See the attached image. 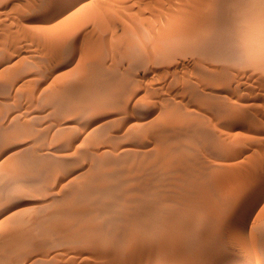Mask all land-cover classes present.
Wrapping results in <instances>:
<instances>
[{
	"label": "rangeland",
	"instance_id": "obj_1",
	"mask_svg": "<svg viewBox=\"0 0 264 264\" xmlns=\"http://www.w3.org/2000/svg\"><path fill=\"white\" fill-rule=\"evenodd\" d=\"M63 0H0V178L3 179L1 180L0 179V219H1V223H0V228H2L0 230V250L4 247H7V249H10V245L11 243L13 245H15L17 247V245H19L17 242L19 239V241L21 242L22 240H24L25 238H27L26 240H31L33 242V245L31 247H34L31 248L28 246V249L31 248L30 250L31 251H37L39 252L41 249V251L39 253H42L43 250L44 252L42 253L44 256L46 255L47 258H50L52 260V262L50 264H60L61 262H64V263H61V264H113V262L109 263V262H106L105 260H103V258L101 256H105L106 254H104V252L106 253V251L104 250H100L99 248V253H98V249L95 250L97 251L96 253L94 251H91L89 249H87L88 251H86V254H85V251L86 250V246L85 247H81L80 245L78 247L76 243H74L73 241L71 242H66V243H62L63 241V236H76L77 235H81L84 234V231L82 230H77L76 227H70L68 228V226L66 225H62L63 221L64 223L69 220V216L71 215H68L67 213V209L71 208L72 209V213H74L73 211L75 210L76 211H79V209H83L82 207H84L86 205V203L88 201H91L92 200L94 202H98V201H103L107 198L104 199V196L106 197V193H102V196L97 193L95 194L94 191L90 190L87 186L88 182L89 183H92L93 181H95V179L92 178V171L93 169L91 170V168H94L95 166V163H96V160H98L102 157H108L109 155L106 154V152L108 154H110L111 156H117L119 158H125L126 160L128 159H135V156L137 158V156L139 155H146V154H150L151 151L154 153V151L157 152L158 150V146L159 145H156L155 141L157 142V140H153L152 136H150L149 133L145 132V133H141V132H144V130H146L147 128H149L148 126H152V124H157L158 123H162L161 120L163 121L165 119V115L168 116V114H170L169 112H167L168 108L170 106L168 105H171L173 104L172 106L174 107V105L177 103L176 101L178 100V103L179 101L183 98V102L181 100V103L182 105L180 106L179 109H181L183 112L185 111L186 114L189 113V114H192L190 112H192L194 109V112L195 114L198 113L197 116L199 117H202L204 116L205 120H207L205 122V120L202 118H199L201 120H204L202 121L204 126L206 125L205 123H209V131L211 130V133L213 134L214 136V139L217 140V142H213V140L211 141V143H205L203 141H201V139L198 140V142L196 141L195 142V145L194 143L192 145H190L189 147V151H185L189 154V152H193L192 154L190 155H193L194 157H197L200 159V160H203L204 158H208V159H204L206 161L202 162L204 163L205 165H207L206 167V170L208 172V174L210 176H212V178L210 177L211 180H209L210 182L213 181L212 185H214V183L216 182V186L217 188L219 187V189L221 190L220 194L223 193V194H219V198H217V201L219 203V205H217L216 203H214L216 206H214L213 203H210L209 205L206 206L205 210H203V216H204V219L208 218L207 216H209L210 214H212L213 212L216 211V209L220 208V206L222 205V210L220 209V213H219V218H222L224 214V217L225 215H229L230 214V218H232V224L230 227L226 228L224 230V234H223V243L224 245H221L220 248H218L217 252L218 254H220L221 252L225 253V255H228L229 256V263L231 264H263L260 259H259V248L256 246V243H255V234H256V228L260 225L259 223H262L264 221V186L261 185V187L259 188V190L257 191L258 194L256 193V196L254 197V199H251V201H249L248 205L246 208H244L243 210L241 209V214L242 215H239V216H236L234 213L236 211V203H233L231 202V199L232 198H235L236 196H238L239 192L242 193V198L247 195L248 191L255 185V183H258L259 181L258 180H261L260 178H262V176H260L261 172H257L254 174V171L258 168H262L264 169V67H262L264 64V40H261L260 45L261 47L258 49L259 52L257 51L256 53L253 52V54H250L251 55H248V57L244 56V57H241L242 59L246 58V60H242L240 59V57L237 56V54L235 53L234 57L237 56V58H234L233 57V53L230 52V51H234L233 49H231L232 47H229L230 51V55H228L229 53L227 52V54H223V56L221 55L220 58L219 57H214L212 58V56H210L209 58L206 56V55H203L202 56V53L201 54H197L200 58H198V56H196V54H193L192 52L191 53H185V54H177L175 56H171L169 58H166V59H162V60H155L153 59L152 61V51L155 50V40L154 38L151 36V34L154 33H159L163 28L165 27L166 28V25H172L174 24V21L175 19L173 17H171L172 14H174L180 7V5H182V8L184 6V4L186 5V1L185 0H175L172 2L176 3V4H173L171 3L170 0H161V3H162V7L160 6V4H158L160 2V0H64L63 3L61 2ZM73 1V2H72ZM76 1V2H75ZM79 1V2H78ZM89 1V2H88ZM91 1V3H90ZM157 5H156V3ZM168 1V2H167ZM181 1V4L179 5ZM182 1L184 4H182ZM231 1V2H230ZM235 1V2H233ZM241 3H239V2ZM245 1L243 4L242 2ZM250 0H237V3H236V0H228V2L226 3L227 5H222L221 7H219V12L220 10H222L220 13H223V15L220 17L222 18L221 21L220 18L219 19H216L218 21H214L213 23H215L214 25V28H218V29H215V30H219L218 32L220 34H215V38L211 40L210 38V41L208 39V41H205V43H202L203 45H201L202 47H211V48H225L226 46H233V44L231 42H233L236 38H233L235 37V35L233 36L234 32L237 31V33L240 35H251V31L248 30L249 28H253L251 29L252 31L255 30V27L256 26H259L261 27L260 25H264V12H260L262 11V8L264 6V0H260L262 1L263 3V6H262V3L261 2H258L259 0H255L257 3H261L260 6H258V4L256 3H253L251 1H254V0H251V4L253 3L254 6L256 5L257 7H254L252 6L251 4H249ZM254 1V2H255ZM88 2V3H87ZM171 4H170V3ZM233 2V3H232ZM248 2V3H247ZM81 3V4H80ZM83 3V4H82ZM153 3V5L151 6V4ZM155 3V4H154ZM167 3V4H166ZM85 4V5H84ZM87 4V5H86ZM169 4V5H168ZM173 4V5H172ZM233 4V5H232ZM243 5V6H247L246 4H249L246 9H252L255 8L253 11L252 10H246L243 6H241V9L239 8L240 5ZM245 4V5H244ZM81 5V6H80ZM167 5V6H166ZM230 5V6H228ZM232 5V6H231ZM239 8L241 10V13L239 15V17H241L242 19H239L242 20L241 22L239 21V19L235 18L237 21H239L238 24L237 21L232 18L234 17L235 13L238 15V11L236 9V7ZM40 6V7H39ZM45 6V7H44ZM51 6V7H50ZM77 6V7H76ZM81 8H80V7ZM160 6V7H159ZM171 6V7H170ZM175 6V7H174ZM177 6V7H176ZM223 6H227L226 8L223 7ZM79 7V12L77 13L76 11V18H77V21L76 19L74 20V25L72 26L73 23H69V20L72 21L73 19V12H74V8L75 10L78 9ZM94 7V8H93ZM97 7V8H96ZM150 7L152 9H150ZM160 9H159V8ZM168 7V9H167ZM174 7V8H173ZM231 7V9H230ZM235 7V8H234ZM244 11H248L249 13L252 14V17H251V14L250 16H247L249 17L248 20H245V16L246 15H249V13H246L244 11H242L243 9ZM250 7V8H248ZM39 8V9H38ZM91 8V10H90ZM100 8V9H99ZM157 8V9H156ZM222 8H225V11L222 9ZM41 9V10H40ZM50 9V10H49ZM69 9V10H68ZM95 9V10H94ZM156 9V11H155ZM164 9V10H163ZM171 9V10H169ZM177 9V10H176ZM229 9V10H228ZM232 9H234L235 11H233ZM258 9V10H257ZM62 10V11H61ZM83 10L87 11V13L84 12ZM95 12H94V11ZM102 12H101V11ZM121 10V12L123 13H120L119 11ZM123 10V11H122ZM129 10V12H128ZM151 10V11H150ZM152 10H154V12H156L158 15L160 14V16H158L156 13H151ZM173 10H176L175 12ZM232 10V11H231ZM260 10V11H259ZM57 11V16L56 18L53 20L57 21V19H59L60 21H62V24L60 21H57L56 23H54L53 20H51V22H47L46 19L51 15V14H54L56 13ZM73 11V12H72ZM89 11V13H88ZM98 11V12H96ZM105 11V12H103ZM107 11V12H106ZM109 11L111 12V14L109 13ZM160 11V12H159ZM168 11V13H167ZM174 13H173V12ZM229 11V12H228ZM231 11V12H230ZM263 11H264V8H263ZM46 12V13H45ZM72 12V16L71 18L69 17H64V15L67 13V15H70V13ZM81 12V13H80ZM93 13L94 14H90V13ZM126 12V13H125ZM132 12V13H130ZM164 12V13H162ZM228 12V13H227ZM35 13V14H34ZM38 13V14H37ZM98 13V14H96ZM109 13V14H108ZM117 13V14H115ZM130 13V14H129ZM227 13V14H226ZM232 13V14H231ZM245 13V14H244ZM256 13V14H254ZM25 14V15H24ZM41 14V15H40ZM79 14V15H78ZM80 14H83L81 17H80ZM87 14V15H86ZM122 14V15H121ZM127 14V15H126ZM132 14V15H131ZM166 14V15H165ZM230 14V15H229ZM256 16H254V15ZM260 14V15H259ZM93 15H98L100 17V21H99V18L98 16H93ZM106 15H110L112 17V19H110L111 17L108 18V16ZM114 15V16H113ZM118 15V16H117ZM124 15V16H123ZM130 15V16H129ZM170 15V17H168ZM225 15V16H224ZM226 15L228 17H226ZM242 15V16H241ZM245 15V16H244ZM75 16V15H74ZM102 16V17H101ZM118 19L116 20L117 17ZM129 16V17H128ZM136 16V17H135ZM153 16V17H152ZM155 16V17H154ZM160 17V19L158 17ZM236 16V15H235ZM244 16V17H243ZM58 17V18H57ZM60 17H64V19H60ZM92 19H91V18ZM97 18L96 20H94L95 18ZM108 18V20L110 19L109 21L106 20V18ZM128 17V20L125 19ZM132 17H135L136 19H133ZM158 19H157V18ZM168 17V18H166ZM181 17V16H180ZM255 17V18H254ZM258 17V18H257ZM67 18V20H66ZM75 18V17H74ZM80 18V19H78ZM85 18V20L83 19ZM124 20H122V19ZM155 18V19H153ZM173 18V19H172ZM181 18H184L183 16ZM181 18L179 20H181ZM224 18H226L224 20ZM232 18V19H231ZM39 19V20H38ZM84 21H82V20ZM89 19V20H88ZM103 19V22H101ZM105 19V20H104ZM120 19V20H119ZM132 19V21H131ZM140 19V20H139ZM162 19V20H161ZM168 19V20H167ZM229 19V20H228ZM235 21H234V20ZM254 19V21L252 20ZM257 19V20H256ZM263 21H262V20ZM91 20V21H90ZM119 20V22H118ZM130 20V22L132 23H129L128 21ZM135 20V21H134ZM152 20V21H150ZM161 20V21H159ZM258 20H260L262 23H260V21L258 22ZM65 21V22H64ZM83 22L84 25L86 27L82 28V25L83 23H79V22ZM87 21V22H86ZM97 23V24H95ZM99 21V22H97ZM106 21V23H105ZM115 21V22H113ZM128 23H127V22ZM148 21V23H147ZM157 21V23H156ZM165 21V22H164ZM224 21V22H222ZM233 21V22H232ZM253 21V22H252ZM53 22V23H52ZM68 22V23H67ZM90 22V23H89ZM93 22V23H91ZM110 22V23H108ZM117 22V24H115ZM121 22H125V25L122 23L121 25ZM139 22V23H138ZM152 22V24H151ZM159 22V23H158ZM161 22V23H160ZM164 24H163V23ZM230 22V23H229ZM236 22V24L234 23ZM260 24H258V23ZM42 23V24H41ZM65 23V24H63ZM77 23V24H76ZM99 23V24H98ZM107 24V31L106 30H103V29H106V26H104L105 28H102V24ZM113 23V25H112ZM120 23V24H118ZM135 23V24H134ZM136 23L138 25H136ZM145 23V24H144ZM154 23V25H153ZM156 23V24H155ZM176 23V22H175ZM223 23H225L223 25ZM229 23V24H228ZM252 23V24H251ZM257 23V25H255ZM38 24V26H37ZM49 24V25H48ZM56 25L57 27L60 25V28L58 27V29L56 28V26L54 27V25ZM71 24V25H70ZM75 24L76 26L78 27L79 25V28H77L78 30L75 31ZM82 24V25H80ZM88 24V25H87ZM103 24V25H104ZM110 24V25H109ZM129 24V25H128ZM149 24V25H148ZM161 24V25H160ZM248 24V25H247ZM83 25V26H84ZM96 25V26H95ZM115 25V26H114ZM129 27H128V26ZM140 25V26H139ZM158 25V26H157ZM218 25V26H217ZM222 25V26H220ZM232 25V27H231ZM235 25H236V29H235ZM241 25V26H240ZM46 26V27H45ZM49 26V27H47ZM70 26V27H69ZM81 26V27H80ZM91 26V27H90ZM101 26V27H100ZM111 27L112 28V32L114 30V34L118 36H121L123 38V40L121 39L122 43L120 44L122 47H119L120 45H117V51H116V47H115V44L118 43L120 41V37L116 40H114L115 38H117L112 32H111V29L108 28ZM122 26V27H120ZM128 27V28H125V27ZM144 26V27H143ZM146 26V27H145ZM225 26V27H224ZM37 27V28H36ZM51 27V29H50ZM54 27V28H53ZM73 27V28H72ZM114 27L116 28V30L114 29ZM139 29V27L141 28L139 31L138 30H135V29ZM249 27V28H248ZM35 28V29H34ZM47 28V30H46ZM49 28V29H48ZM119 28V30H118ZM122 28V30L124 31H120V29ZM125 28V29H124ZM131 28V29H130ZM144 28V29H143ZM164 28V29H165ZM227 28L229 30H227ZM258 27H256L257 29ZM264 29V26L261 27ZM261 28H259L258 30L253 31L252 32V35L253 34H257L258 32L262 31ZM38 29V30H37ZM44 29V30H43ZM57 30V32H55ZM62 29V30H60ZM65 29V30H64ZM67 29V30H66ZM99 32H98V30ZM127 29V31H125ZM131 31H130V30ZM134 29V30H132ZM146 29L149 31L147 32ZM155 29V30H154ZM159 29V30H158ZM222 29V30H221ZM225 29V30H224ZM230 29H233L231 30V32H233V34H230L231 36H227L229 35L228 32H230ZM235 29V31H234ZM60 30V35L57 36L58 32ZM131 33L127 34V32ZM227 30V31H226ZM244 30V32H243ZM248 30L250 31L249 33H245V31ZM64 31H66V33H64ZM78 31V32H77ZM96 33H94V32ZM102 31V33L100 32ZM106 34H105V32ZM144 31H146V33H149V35H147L146 33H144ZM151 31V33H150ZM157 31V32H156ZM41 32V33H40ZM69 32V33H68ZM77 32V33H76ZM117 32V33H116ZM120 32V33H119ZM128 32V33H129ZM141 32H143L141 34ZM221 32H223L221 35ZM226 34H225V33ZM255 32V33H254ZM57 33V34H56ZM74 33V35H73ZM97 33H100V35H98ZM120 35H119V34ZM135 33L137 36H135ZM138 33V34H137ZM212 33V31L210 32ZM262 33V39H264V30ZM66 34V35H65ZM99 37H97L96 36ZM121 34H124V35H121ZM126 34V35H125ZM134 34V36L132 37V35ZM46 35V36H45ZM67 36L69 35L67 38L64 37V36ZM73 35V37H72ZM110 37H109V36ZM114 35V37H112ZM140 35V36H139ZM141 35L143 37H141ZM147 37H146V36ZM155 35V34H154ZM211 35V34H210ZM238 35V36H239ZM48 36V37H47ZM59 36H61L60 38H58ZM82 36H84L83 38H81ZM94 37L96 38L94 40V38H91V37ZM102 36V37H101ZM131 36V38H130ZM141 37V40H138ZM145 36V37H144ZM225 36L226 38V42L225 39H223ZM233 36V37H232ZM238 36L236 35V37L238 38ZM108 38L107 41L105 38ZM136 37V38H135ZM221 37V38H220ZM229 37V39H228ZM232 37V38H230ZM43 38V39H42ZM58 38V39H57ZM79 38V39H78ZM85 38V39H84ZM88 38V39H87ZM90 38V39H89ZM110 38H114L113 40L110 39ZM126 38V39H125ZM135 39L132 43H130V41L132 39ZM143 38H147V39H143ZM218 38V39H217ZM248 37H246L247 39ZM252 38V36H251ZM250 38V40H251ZM83 39V40H82ZM87 39V40H86ZM101 39V40H100ZM232 39V40H231ZM245 39V40H246ZM249 39V38H248ZM61 40V41H60ZM63 40V41H62ZM69 40V41H68ZM72 42H71V41ZM86 40V41H85ZM93 40V41H92ZM105 40V42H103ZM111 40V41H110ZM125 40V41H124ZM130 40V41H129ZM151 40V41H150ZM219 40V41H218ZM230 40V41H229ZM49 41V42H48ZM66 41V42H65ZM85 41V43H84ZM116 43H115V42ZM128 41V43H127ZM139 41V43H137ZM146 41V42H145ZM218 41V42H217ZM223 42V43H220V42ZM64 42V44H63ZM68 42V43H67ZM114 42V43H112ZM144 42V43H143ZM150 42V43H149ZM181 42V43H180ZM186 42V44H185ZM213 42V44H211ZM228 42V43H227ZM235 42V41H234ZM252 42V40L250 41ZM249 40L248 41H245V43H250ZM62 43V44H61ZM72 43V44H71ZM76 43V44H75ZM88 43V44H87ZM120 43V42H119ZM126 43V45H125ZM135 43V44H134ZM178 43H180V45L183 43L185 45H187V39L186 41H184V39H181ZM208 43L210 44L208 46ZM230 43L232 45H230ZM241 43V42H240ZM87 46H85V45ZM92 44V45H91ZM108 44V45H107ZM129 44H132L133 46H137L139 50H141L142 52L138 53V56L137 55H131L129 54V51H127V45L129 46ZM149 44V45H148ZM216 44V45H215ZM218 44V45H217ZM220 44V45H219ZM221 44H223L221 46ZM228 44V45H227ZM252 44V43H251ZM68 45V46H67ZM71 45V46H70ZM110 45V46H109ZM181 45V46H182ZM49 46V47H48ZM63 46V47H62ZM85 46V48H84ZM89 46V47H88ZM213 46V47H212ZM216 46V47H215ZM220 46V47H219ZM68 47V48H67ZM71 47V48H70ZM92 47V48H91ZM95 47V49L93 48ZM99 47V48H98ZM101 47V48H100ZM109 47H112V48H109ZM124 47V48H123ZM141 47V49H140ZM148 47V48H147ZM150 47V48H149ZM153 47V48H152ZM88 48V49H86ZM90 48L93 50L90 51ZM146 48V49H145ZM216 48V49H217ZM67 49H70L69 52L70 53H67L66 50ZM97 49V50H96ZM108 49V50H107ZM114 49V50H113ZM126 50V52L124 50ZM144 51H143V50ZM227 50H229L227 47H226ZM74 50V51H73ZM77 50V51H76ZM106 50V53L108 54V51H112V57H111V53L109 52V55H107L105 52ZM262 50V51H261ZM96 51V52H95ZM101 51V52H99ZM114 51V52H113ZM121 51V52H120ZM123 51V52H122ZM75 52V53H73ZM81 52V53H80ZM103 52V53H102ZM147 52V53H146ZM83 53V54H82ZM92 53V54H91ZM97 55H96V54ZM102 53V54H101ZM105 53V54H104ZM115 56H114V54ZM122 53V54H121ZM124 53V54H123ZM263 53V54H262ZM22 54V55H21ZM71 54V55H70ZM118 54V55H116ZM120 54V55H119ZM146 54V55H144ZM150 54V55H149ZM188 54V55H186ZM194 56H193V55ZM78 55V56H77ZM84 55V56H82ZM100 55V58H101V55L103 56L101 59H103L104 61H102L100 58H98V56ZM105 55V57H104ZM129 55V56H127ZM149 55V56H148ZM183 55V56H182ZM201 55V56H200ZM227 55V56H226ZM52 56V58H51ZM87 56V57H86ZM89 56H93L91 58H89ZM117 56V57H116ZM131 56H136V57H139V58H136V57H131ZM177 56V57H176ZM188 56V57H187ZM192 56V57H190ZM229 56V58H228ZM232 56V57H231ZM252 56V58H251ZM54 57V58H53ZM98 60H97V58ZM107 57V58H106ZM114 57V58H113ZM116 57V58H115ZM127 61H125L123 58ZM130 57V58H128ZM181 57V58H180ZM190 57V58H189ZM195 57V58H194ZM224 57V58H222ZM227 57V58H226ZM58 58V59H57ZM84 58L86 60H84ZM95 58V60L93 59ZM105 58V59H104ZM121 58V59H120ZM151 58V59H150ZM180 58V59H179ZM183 58H186V59H183ZM212 58V59H211ZM61 59V60H60ZM118 59H120L119 61H117ZM132 59V60H131ZM133 59H136V60H141V62L139 61H134ZM168 59H172L170 62L171 64H169V60ZM200 59V60H199ZM209 59V60H207ZM216 59V60H215ZM230 60L231 63H229L227 60ZM236 61H235V60ZM248 59V60H247ZM252 59V60H251ZM255 59V60H254ZM57 60V61H56ZM60 60V61H59ZM69 60V61H68ZM80 60V61H79ZM84 60V61H83ZM90 60V61H89ZM112 61V64H114V66L116 67H113V65H111L110 61ZM130 60V61H129ZM147 60V61H146ZM166 60V61H165ZM179 60V61H177ZM196 62H195V61ZM219 60V61H217ZM224 60V61H223ZM226 60V61H225ZM241 61L239 63V61ZM259 60V61H258ZM263 60V61H262ZM89 61V62H88ZM93 61V63H92ZM134 61V62H132ZM151 61V62H150ZM192 61V62H190ZM201 61V62H200ZM203 61V62H202ZM209 61V62H208ZM214 61V63H213ZM222 64H221V62ZM237 62L235 64V62ZM245 61V62H244ZM256 61V62H255ZM57 64H56V63ZM59 62V63H58ZM70 62V63H69ZM85 62V63H84ZM87 62V63H86ZM97 64H96V63ZM101 62V63H100ZM115 62V63H114ZM124 62V63H122ZM131 62V63H130ZM136 62V63H135ZM146 62V64L144 63ZM150 62V63H149ZM156 62V63H155ZM195 62V63H194ZM227 62V63H226ZM243 62V63H242ZM251 62H252V65H251ZM254 62V63H253ZM83 63V64H82ZM105 65H104V64ZM134 63V64H133ZM207 63V64H206ZM211 63V64H210ZM213 63V64H212ZM218 65H216V64ZM81 64L80 67H78L79 65ZM95 64V66H94ZM109 64L111 66H109ZM127 64V65H126ZM129 64V65H128ZM132 64V65H131ZM136 64L139 66H136ZM145 64V65H144ZM199 64V66H198ZM203 65V68L201 65ZM228 64V65H227ZM238 64V65H237ZM48 65V66H47ZM73 67H72V66ZM107 65V66H106ZM119 65V66H118ZM121 65H123L121 67ZM144 67H143V66ZM151 65V66H150ZM153 65V66H152ZM163 65V66H162ZM222 65V66H220ZM225 65V66H224ZM242 67H241V66ZM256 65V66H255ZM259 65V66H258ZM262 65V66H261ZM54 66V67H53ZM84 66V68H83ZM91 66V67H90ZM94 66V67H92ZM106 66V67H105ZM135 68H134V67ZM205 66V68H204ZM220 66V67H219ZM229 66V67H228ZM233 66V67H231ZM255 66V67H254ZM70 67V68H69ZM87 67V68H85ZM97 67V68H96ZM113 67V68H112ZM121 67V68H119ZM125 67V68H124ZM133 67V68H132ZM144 68L146 69V71L143 69H140V68ZM224 67L226 69H228L229 71V74H227V82H229V84L227 85V82H221L222 83V87H223V84H225L227 88H220L221 86V83L219 84V86H214L212 84H209V85H212V86H208V83H215L217 82L216 84L218 85V81H215L213 82V76L216 77L218 76L219 74H221V70H225ZM254 67V68H252ZM258 67V69H257ZM105 68H108V69H105ZM112 68V69H111ZM115 68V69H114ZM131 68V69H130ZM137 68V69H136ZM165 68V69H164ZM195 68V69H193ZM197 68L201 69L202 68V71L204 69V71L202 72L203 75H205V73L207 74V71L211 74H213V76L211 74L208 73L207 77L206 76H203L204 79L206 80V78L208 77H211L212 79H209L210 82L207 83V81L209 80H206V84L204 83V81H202L203 79L198 77V75L196 74L197 72ZM210 68V69H208ZM221 68V69H220ZM238 68V70H237ZM243 70H241V69ZM247 68V69H246ZM251 71H250V69ZM69 69V70H68ZM72 69V70H71ZM74 69V70H73ZM98 69H102L101 71L98 70ZM207 69V71L205 70ZM213 69V70H212ZM215 69V70H214ZM260 69V70H259ZM71 70V71H70ZM104 70V71H103ZM106 70H111L109 72H112L114 71L113 73L116 75V79L114 82L116 83H113L112 85V90H120V88L123 87V84H124V80L127 79L128 77V80L131 82H129V84L131 85H128L127 86V89H125L124 92L121 93L120 97H117L115 98L117 101H114L112 99V105L109 104L111 101H106L108 99H110L111 97V94L109 93V91L105 92L106 93V96H104V92H100L99 90H101V88H103V86H106L104 85L103 83V86L101 87L100 84L102 81V73L103 72H106ZM125 70V71H124ZM128 70V71H127ZM131 70V71H130ZM167 70V71H165ZM196 70V71H195ZM213 73H212V71ZM238 72H237V71ZM253 70V71H252ZM60 71H65L64 73L60 72ZM165 71V72H164ZM74 72V74L72 73ZM133 72V73H132ZM155 72V73H154ZM163 72V73H162ZM205 72V73H204ZM214 72L218 73L219 74H214ZM64 74L63 75H61ZM72 73V74H71ZM77 73V74H76ZM125 73V74H124ZM131 75H130V74ZM154 73V74H153ZM158 73V74H157ZM194 73V75L192 74ZM201 73V74H202ZM233 74V77H232V74ZM246 73V74H245ZM250 75H249V74ZM60 74V75H59ZM122 74V75H121ZM124 74V76H123ZM134 74V75H133ZM153 74V75H152ZM156 74V75H155ZM172 76H171V75ZM197 76H196V75ZM243 74V76H242ZM68 75V77H67ZM71 75H74V76H71ZM184 75L186 77H184ZM211 75V76H209ZM62 76V77H60ZM76 76V77H75ZM81 76V77H80ZM165 76V77H164ZM178 78H177V77ZM189 76V77H188ZM201 76V75H200ZM232 78H231V77ZM239 76V77H238ZM65 80H63L64 78ZM92 79H91V78ZM124 77V78H123ZM172 77V78H171ZM174 77V78H173ZM182 77V78H181ZM202 77V76H201ZM206 77V78H205ZM69 78V79H68ZM71 78V79H70ZM74 78V79H73ZM77 78V79H76ZM87 78H90L92 81L88 80ZM133 78V79H132ZM136 78V79H135ZM185 78V79H184ZM197 78V79H196ZM202 80H200V79ZM229 78V79H228ZM70 81V83L67 81ZM82 79V80H81ZM86 79V80H85ZM94 79V80H93ZM101 81H100V80ZM119 79V80H118ZM183 79V80H182ZM195 79V80H194ZM198 79L201 83L198 82ZM59 80H62V81H59ZM73 80V81H72ZM81 80V81H79ZM85 83H84V81ZM90 82H88V81ZM96 80H97V83H96ZM135 80V82H133ZM137 80V81H136ZM175 80V81H174ZM188 80H191V81H188ZM197 80V81H196ZM213 80V81H211ZM66 81L69 83H66ZM88 83H87V82ZM100 81V82H99ZM174 81V82H173ZM188 81V82H187ZM195 82L196 83L193 85L195 88L197 87L199 90L203 91V92H208L210 93V97L211 99H217V97H225V98H222V100H225L227 101V103L231 102L232 100V104H229V106H234L233 105V100L235 102H238V104L234 103L236 106L234 107H237V106H242L240 105L241 103H247L249 104L248 106H246L244 103L243 105L245 106V108L247 109L246 111H248V114L250 115L248 120H242L241 118L239 117H228V119H223V121H220L218 120V118H220L218 113H212L211 111L209 110H206L205 111V108L204 107H200V104L199 105H196V103H201L200 101H194L192 100L191 98L189 99L188 97L186 98V94H185V88H187V83H190L191 82V85L193 84L192 82ZM235 81V82H234ZM240 81V82H239ZM59 82H62V83H59ZM95 84H94V83ZM169 82V83H168ZM173 82V83H172ZM180 82V83H179ZM183 82V83H182ZM77 83V84H76ZM82 83V84H81ZM87 83V85H86ZM123 83V84H122ZM134 83V84H133ZM139 83V84H138ZM176 83V84H175ZM199 83V84H198ZM204 83V84H203ZM233 83V84H232ZM242 83V84H241ZM66 84V85H65ZM74 84V85H73ZM92 84V85H91ZM98 84V85H97ZM138 84V85H137ZM169 84H171L169 86ZM187 84V85H186ZM203 84V85H201ZM237 84V86H236ZM64 85L65 87L68 85L69 86V89L68 87H64L62 86ZM76 85V86H75ZM80 85V86H79ZM82 85V86H81ZM117 85V86H116ZM119 85V86H118ZM122 85V86H120ZM135 85V87L133 86ZM140 85V86H139ZM142 85V86H141ZM144 85V86H143ZM168 85V86H167ZM181 85V86H180ZM62 88H61V87ZM73 86V87H72ZM79 86V87H78ZM100 86L99 89H97L98 87ZM109 86V85H108ZM132 86V87H131ZM137 86L139 88H137ZM155 86V88H154ZM158 86V87H157ZM173 86V87H172ZM205 86V87H204ZM232 86V87H231ZM56 87V88H55ZM64 87V92L62 91ZM75 87V88H74ZM77 87V88H76ZM96 87V88H95ZM130 87V88H129ZM141 87V88H140ZM177 87V88H176ZM214 87V88H212ZM244 87V88H243ZM79 88V89H78ZM87 88V89H85ZM95 88V89H94ZM166 88V89H165ZM184 88V90H183ZM217 90H216V89ZM219 88V89H218ZM233 88V89H232ZM51 89H54L51 90ZM61 91H60V90ZM66 89V90H65ZM83 89V90H82ZM94 89V90H93ZM134 89V92L133 90ZM168 89V90H167ZM210 89V90H208ZM213 89V90H212ZM68 90V92H67ZM85 90V91H84ZM94 92H93V91ZM153 90V92H152ZM157 90V91H156ZM179 90V91H178ZM215 90H216V94H215ZM52 91V92H51ZM56 91V92H55ZM71 91V92H70ZM81 92V94L79 95V93ZM84 91V92H83ZM98 93H97V92ZM136 91V92H135ZM138 91V92H137ZM163 91L167 92V93H164ZM221 91V92H219ZM224 91V92H222ZM227 91V92H226ZM55 95H54V93ZM70 92V93H69ZM92 94H91V93ZM102 93V97L101 94ZM127 92V93H126ZM133 92V93H131ZM160 92V94H159ZM177 92V93H176ZM205 92V93H206ZM234 92V93H233ZM241 95H240V93ZM67 93V94H66ZM74 93V94H73ZM87 93V94H86ZM97 95H95V94ZM104 93V94H103ZM125 93V95H124ZM129 93V94H128ZM136 93V94H135ZM176 93V94H175ZM215 94L214 97L212 96V94ZM223 93L225 95L221 96L219 95ZM237 93V94H236ZM83 94V95H82ZM108 94L110 96H108ZM133 94V96L131 95ZM175 94V95H174ZM244 94V95H243ZM46 95V96H45ZM95 95V97H94ZM124 95V96H123ZM226 95H227V98L229 97V99L226 98ZM230 95V96H229ZM239 95V96H238ZM54 96V97H53ZM72 96V97H71ZM155 96V97H154ZM174 96V98H173ZM183 96V97H182ZM234 97L232 99V97ZM236 96V97H235ZM63 97V98H62ZM67 97V98H66ZM98 97V98H97ZM172 97V98H171ZM181 97V98H180ZM45 98V99H44ZM53 98V99H52ZM59 98V99H58ZM70 98V99H69ZM79 98V99H78ZM88 98V99H87ZM101 98V99H100ZM106 99L104 101H106L105 103H103L104 101L102 99ZM123 98V99H122ZM128 98V99H127ZM218 98V100L221 101V99ZM237 98V99H236ZM50 99V100H49ZM72 99V100H71ZM74 99V100H73ZM92 99V100H91ZM96 99V100H95ZM98 99V100H97ZM100 99V100H99ZM135 99V100H134ZM176 101H175V100ZM189 101L187 102L186 101ZM240 99V100H239ZM242 99V100H241ZM52 100V102H51ZM57 100V101H56ZM78 100V101H77ZM91 100V101H90ZM156 100V101H155ZM159 100V101H158ZM166 100V101H165ZM168 100V102H167ZM244 100V101H243ZM247 100V101H246ZM56 101V102H55ZM83 101V102H82ZM96 101V102H95ZM98 101V102H97ZM114 101V102H113ZM121 101V102H120ZM135 101V102H134ZM154 103H153V102ZM162 101V102H161ZM165 101V102H163ZM173 101V102H172ZM194 101V103H193ZM215 102H217L216 100H214ZM229 101V102H228ZM241 103H240V102ZM59 104H58V103ZM63 102V103H62ZM75 102V103H74ZM85 102V103H84ZM91 102V103H89ZM94 104H93V103ZM133 102L135 103V105L133 104ZM159 102V104H158ZM176 102V103H175ZM224 102V101H223ZM56 103V105H55ZM74 103V104H73ZM81 103V104H80ZM90 105H89V104ZM109 105H108V104ZM115 103H118V104H115ZM123 105H120L122 104ZM127 105H126V104ZM139 103V104H138ZM165 103V104H164ZM168 103V104H167ZM175 103V104H174ZM188 103V104H187ZM218 103V102H217ZM256 103V104H255ZM54 104V105H53ZM62 104V105H61ZM86 104V105H85ZM103 104H106V105H103ZM138 104V105H137ZM167 104V105H166ZM66 108H64L63 107ZM70 107H68V106ZM71 105V106H70ZM83 105H84V108H83ZM114 105H115V108H114ZM125 105V106H124ZM156 107H155V106ZM186 105V106H185ZM228 105V104H227ZM86 106H87V109H86ZM98 106V107H97ZM104 106V107H103ZM108 106V107H107ZM111 106V108H110ZM113 106V108H112ZM127 106V107H126ZM136 106V107H135ZM141 106V107H140ZM167 106V107H166ZM228 106V107H229ZM242 106V107H244ZM80 107V108H79ZM126 107V109H125ZM140 107V108H139ZM145 107V108H143ZM147 107V108H146ZM79 108V110H78ZM93 108V109H92ZM98 110H97V109ZM100 108V109H99ZM131 108V109H130ZM134 108V110H133ZM143 108V109H142ZM199 108V109H198ZM238 108V107H237ZM59 109V110H58ZM63 109V110H62ZM103 109V111H102ZM107 109V110H105ZM111 109V110H109ZM162 109L166 110V111H161ZM170 109V108H169ZM190 109V110H189ZM191 109H193L191 111ZM56 110V111H55ZM66 110V111H65ZM76 110V111H75ZM82 110H84L82 112ZM90 110V111H89ZM95 110V111H93ZM140 110V111H139ZM160 110V111H159ZM187 110V111H186ZM200 110V111H199ZM70 111V113L68 112ZM73 111V112H72ZM170 111V110H168ZM195 111H198L197 113ZM202 111V112H201ZM209 111V112H208ZM56 114H55V113ZM57 112H59V114H57ZM144 112V113H143ZM158 112V113H157ZM160 112V113H159ZM211 112V113H210ZM76 113V114H75ZM86 113V114H84ZM201 113V114H200ZM17 114V115H15ZM157 114V115H155ZM160 114V116H159ZM213 114V115H212ZM217 114V115H216ZM8 115V116H7ZM15 115V116H13ZM86 117H83L85 116ZM120 115V116H119ZM202 115V116H201ZM215 115V116H214ZM219 115V116H218ZM252 115V117H251ZM152 118H151V117ZM154 116V117H153ZM162 116V117H161ZM207 116V117H206ZM3 117V118H2ZM11 117V118H9ZM14 117V118H12ZM123 117V118H122ZM140 117V118H139ZM156 117V118H155ZM195 117V116H194ZM212 117V118H211ZM216 117V118H214ZM2 118V119H1ZM119 118V119H118ZM4 119V120H3ZM11 119V120H10ZM148 119H150L148 121ZM217 119V120H216ZM222 119V118H221ZM258 119V123L257 120ZM3 120V121H1ZM84 120V121H83ZM102 120V121H101ZM147 120V121H146ZM153 120V121H152ZM155 120V121H154ZM215 120V122H214ZM242 120V121H241ZM118 121V122H117ZM139 121V123H138ZM220 123H219V122ZM249 121V123H248ZM254 121V122H253ZM21 124H20V123ZM84 122V123H83ZM101 122V123H100ZM120 122V123H119ZM129 122V123H128ZM156 122V123H154ZM205 122V123H204ZM211 122V123H210ZM218 122V123H217ZM223 122V124H222ZM232 122V123H231ZM132 123H136L135 125L133 124V126L131 125ZM139 125H138V124ZM226 123V124H225ZM254 123L257 125H254ZM15 124V125H14ZM19 124V126H18ZM24 124V126H23ZM27 124V126H26ZM141 124V126H140ZM142 124H143V129L144 130H141L142 128ZM188 124V123H187ZM184 124L185 126H183V135H186V137H189L190 136H193L195 135V132H196V129L195 130H191L193 129L192 124ZM4 125V126H3ZM31 125V126H30ZM98 125V126H96ZM131 128H128V126ZM138 125L137 127H134ZM144 125L147 127H144ZM154 125V126H155ZM187 125V126H186ZM9 126H14L13 128L16 129L14 132V130L9 127ZM94 126V127H93ZM153 126V127H154ZM215 126V127H214ZM226 128H225V127ZM99 127V128H98ZM135 129H134V128ZM140 127V128H138ZM152 127V128H153ZM206 127L208 128V126L206 125ZM212 127V128H211ZM213 127L215 130H213ZM8 128V130H7ZM19 128V129H18ZM24 128V129H23ZM26 128V129H25ZM33 128V130H32ZM63 128H65L63 130ZM126 128V129H125ZM199 128V127H198ZM219 129V130H216ZM12 129V130H11ZM18 129V130H17ZM22 129V130H21ZM30 129V130H29ZM58 129V130H57ZM62 129V130H61ZM189 129V130H188ZM24 130V131H23ZM27 130L28 133H31V134H26L25 131ZM32 130V131H31ZM90 130V131H89ZM95 130V131H94ZM104 130V131H103ZM138 131L139 133V130L140 133L142 134L141 136H136L134 135V131ZM221 130V134H219V131ZM8 131H11L10 134ZM63 131V132H62ZM193 131H194V134H193ZM215 131V132H214ZM3 132V134H1ZM89 132V133H88ZM96 132V133H95ZM126 132V133H125ZM20 133V134H19ZM22 133V134H21ZM132 133V134H131ZM137 133V132H136ZM135 133V134H136ZM147 133V134H146ZM4 134L5 137L3 136ZM17 134H19L17 136ZM87 134V135H86ZM127 134V135H126ZM128 134H129V137H128ZM146 134V135H145ZM13 135V136H12ZM131 135V136H130ZM134 135V136H133ZM188 135V136H187ZM223 135V137H222ZM7 136V137H6ZM14 136H17V137H14ZM144 136V138H143ZM149 136V137H148ZM222 138H220V137ZM111 137V138H110ZM132 137V138H131ZM137 137V138H136ZM146 137V138H145ZM226 137V138H225ZM231 137V138H230ZM3 138H7V140H1ZM10 138V139H9ZM130 138V139H129ZM135 138V139H134ZM138 138H141L144 140V142H148L149 141V144L151 145V147H153V149L151 148V150H145L146 148L143 147V143L141 139H138ZM218 138V139H217ZM228 138V139H227ZM233 138V139H232ZM238 140V142H240L241 144H237L236 143V140ZM95 139V141L93 140ZM106 139V140H105ZM133 139V140H131ZM174 139V140H173ZM171 139V142H169L170 145H174V144H177V141L179 142L180 140H178V137H175ZM180 139V138H179ZM221 139V140H219ZM232 139V140H231ZM91 140V141H90ZM148 140V141H147ZM152 140V141H150ZM173 140V142H172ZM225 140V141H223ZM227 140H230V141H227ZM103 141V142H102ZM113 143H111V142ZM127 141V142H126ZM170 141V140H169ZM201 141V142H199ZM234 141V142H232ZM99 142V143H98ZM124 142V143H123ZM175 142V143H174ZM203 142V143H202ZM219 142H222V144L220 145ZM225 142V143H223ZM229 144H227V143ZM117 143V144H116ZM119 143V144H118ZM155 143V145L153 144ZM158 143V142H157ZM173 143V144H172ZM214 143H217L216 145L214 144V146H212ZM233 145H232V144ZM105 144V145H104ZM203 144V145H202ZM225 144V145H224ZM7 145V146H6ZM28 147H27V146ZM115 145V148L113 147ZM119 145V146H118ZM153 145V146H152ZM206 145H210V146H206ZM218 145V146H217ZM224 145V146H222ZM6 146V147H5ZM23 146H26V147H23ZM129 146V147H128ZM201 148H200V147ZM205 147L208 151L210 152H206L207 150L203 147ZM131 147V148H130ZM208 147L210 149H208ZM214 147L218 148L219 151L217 149H214ZM231 147V148H229ZM3 148V149H2ZM21 148H23L24 150H22ZM105 148V149H104ZM127 148V149H125ZM130 148V149H129ZM144 148V149H143ZM156 148V149H155ZM212 148V149H211ZM226 148V149H225ZM229 148V149H228ZM16 149H19V150H16ZM112 149L115 151V153L112 151ZM120 149V150H119ZM124 149V150H123ZM129 149V151H128ZM134 149V150H132ZM137 149V151L135 150ZM197 149V151L195 150ZM204 149V150H203ZM222 151H221V150ZM224 149V150H223ZM6 150V151H5ZM111 150V151H109ZM132 150V151H131ZM141 150V151H139ZM143 150H145V152H143ZM216 150V152H215ZM12 153H11V152ZM15 151V153H14ZM18 151V152H17ZM20 151V152H19ZM22 151V152H21ZM48 151V152H47ZM93 153H92V152ZM125 151V152H124ZM134 151V152H133ZM136 151V152H135ZM200 151V152H199ZM204 151V152H202ZM218 151V152H217ZM229 151V152H228ZM31 152L33 154H31ZM51 152V153H50ZM99 152V153H98ZM112 152V153H111ZM119 152V153H118ZM123 152V153H122ZM133 152V153H132ZM138 152V153H137ZM155 152V153H156ZM215 152V154H214ZM225 152V154H224ZM11 153V154H10ZM31 155H30V154ZM38 153V154H37ZM45 153V154H44ZM55 153V154H54ZM96 153V155H95ZM98 153V154H97ZM103 154V155H100V154ZM106 155H105V154ZM144 153V154H143ZM146 153V154H145ZM154 153V154H155ZM186 153V154H187ZM203 153V154H201ZM207 153V154H206ZM8 154V155H7ZM18 154V155H17ZM39 154H42V155H39ZM51 154V155H50ZM54 154V155H53ZM66 154V155H65ZM89 154V155H88ZM119 154V155H118ZM210 154V155H209ZM221 154V156H220ZM17 157H16V156ZM50 157H49V156ZM59 155V156H58ZM62 155V156H61ZM65 157H64V156ZM93 155V156H92ZM100 155V156H99ZM123 155V156H122ZM201 155V156H200ZM208 155V156H207ZM215 155V156H213ZM217 155V156H216ZM219 155V156H218ZM9 156V157H8ZM11 156V157H10ZM26 156V157H25ZM40 156V157H39ZM42 156V157H41ZM53 156V157H52ZM57 156V157H56ZM92 156V157H91ZM133 156V157H132ZM207 156V157H205ZM29 157V158H28ZM62 157V158H61ZM110 157V156H109ZM44 158V159H43ZM57 160H56V159ZM90 158V160H89ZM94 158V160L92 159ZM209 158H210V163H209ZM215 158V159H214ZM27 159V160H25ZM28 159H34V160H28ZM42 159V160H41ZM46 159V160H45ZM52 159V160H51ZM65 159V160H64ZM88 159V160H87ZM216 160L214 162V160ZM3 160V161H2ZM5 160V161H4ZM19 160V161H18ZM39 160V161H38ZM64 160V162L62 163V161ZM221 160V161H220ZM21 161V162H20ZM27 161H29V163H26ZM43 161V162H42ZM50 161V162H49ZM54 163H53V162ZM132 161V160H131ZM134 161V160H133ZM228 161V162H227ZM24 162V163H23ZM61 162V163H60ZM206 162V163H205ZM216 164H214V163ZM222 162V163H221ZM225 162V163H224ZM258 162V163H257ZM21 163V164H20ZM33 164V165H30V164ZM35 163V164H34ZM38 163V164H37ZM41 163V164H40ZM49 163V164H48ZM88 163V164H87ZM90 163V164H89ZM92 163V164H91ZM218 163H221L222 165H219ZM224 163V164H223ZM227 163V164H226ZM229 163V164H228ZM210 164V165H209ZM218 164V165H217ZM16 165V166H15ZM36 165V167H35ZM39 165H41L39 167ZM42 165H44L42 167ZM51 165H53L51 167ZM91 165V166H90ZM94 165V166H93ZM209 165V166H208ZM225 165V166H224ZM10 166V168H8ZM13 166V167H12ZM30 166V167H29ZM56 166V167H55ZM64 166V167H63ZM218 166V167H216ZM262 166V167H261ZM28 167V168H27ZM33 167V168H31ZM35 167V168H34ZM49 167V168H48ZM63 169H62V168ZM211 167V168H210ZM226 167V168H225ZM232 167V169H231ZM12 168L14 169V171L12 170ZM21 168V169H20ZM47 168V169H46ZM68 168V169H67ZM208 168H210L208 170ZM223 168V169H222ZM4 169V170H3ZM11 169V170H10ZM23 169V170H22ZM35 169V170H34ZM38 169V170H36ZM69 170V171H66V170ZM73 169V170H72ZM213 169V170H212ZM219 169V170H218ZM232 172H231V170ZM236 169V170H235ZM41 170V171H40ZM57 170V172H56ZM62 170V171H61ZM88 170V171H87ZM226 170V171H225ZM4 171V172H3ZM17 171V173H15ZM26 171V172H24ZM31 171V172H30ZM38 171V172H37ZM47 174H45L46 172ZM59 171V172H58ZM66 171V172H65ZM215 171L217 173V175L215 174ZM249 171V172H248ZM10 172V173H9ZM44 172V173H42ZM49 172L51 173V175L49 174ZM53 172V173H52ZM68 172V173H67ZM80 172V174H79ZM206 172V173H207ZM223 172V175L222 173ZM234 172V173H233ZM250 172H252L250 174ZM256 172V171H255ZM2 173H4L2 175ZM19 173V174H18ZM24 174L23 175H20V174ZM33 173L32 176H30V174ZM56 173V175H55ZM58 173V174H57ZM78 173V174H76ZM82 173V174H81ZM211 173H214L211 175ZM219 173V174H218ZM226 173V174H224ZM228 173V174H227ZM230 173V174H229ZM6 174V175H5ZM9 174H12L11 176ZM14 174V175H13ZM41 176H40V175ZM43 174V175H42ZM86 174V175H85ZM236 174V175H235ZM245 174V176H244ZM27 177H26V176ZM38 175V176H37ZM53 175V176H52ZM58 175V176H57ZM74 175V176H73ZM77 175V176H75ZM78 175H84V176H78ZM215 175V176H214ZM231 175V176H230ZM10 176V177H9ZM19 176V178H18ZM30 176V177H29ZM44 176V177H43ZM56 179H55V177ZM73 178H72V177ZM86 176V177H85ZM217 176V177H216ZM223 176V177H222ZM225 176V177H224ZM251 176V177H249ZM254 176V177H253ZM260 176V177H259ZM13 177V178H12ZM35 177V178H34ZM40 177H41V181H40ZM48 177V178H47ZM59 177V178H58ZM77 177V178H75ZM91 177V178H90ZM215 177V178H214ZM226 177H227V180H226ZM254 179H253V178ZM33 178V179H32ZM65 178V179H64ZM72 179V182H71V179ZM75 178V179H74ZM83 180H82V179ZM87 178V179H86ZM175 179L173 180V178L171 179V183L172 185H175L178 183V179L179 177L175 176L174 177ZM223 178V179H222ZM10 179H13L12 181H14L12 183V181ZM16 179V180H15ZM21 179V180H19ZM23 179V181H22ZM46 179V180H45ZM55 179V180H54ZM63 179V180H62ZM77 179V180H76ZM177 179V181H176ZM221 179V180H220ZM251 180V185L249 186L248 185V182L249 180ZM256 179V180H255ZM10 180V182H8ZM26 180V181H24ZM42 180H45V181H42ZM51 180V181H49ZM53 180V181H52ZM58 180V182H57ZM69 182H67V181ZM74 180V181H73ZM80 180V181H78ZM87 180V181H85ZM225 180V181H224ZM231 180V181H230ZM23 183H21V182ZM34 181V182H33ZM77 183H76V182ZM83 181V183H82ZM87 183L85 184L84 183ZM217 181L219 182V186ZM227 181V182H226ZM239 181V182H238ZM258 181V182H257ZM4 182H7V183H4ZM50 182V183H49ZM53 182V183H52ZM62 182V183H61ZM68 184H63L65 183ZM233 182V183H232ZM21 183V184H20ZM34 183V184H32ZM45 183V184H44ZM73 186H72V184ZM76 183V184H74ZM228 183V185H227ZM243 183V184H242ZM254 183V184H252ZM2 184V185H1ZM13 184V185H12ZM32 184V186H31ZM35 184H39V185H35ZM64 186H62V185ZM70 184V185H69ZM82 184V185H81ZM224 184V185H223ZM232 184V185H231ZM239 186H238V185ZM247 184V185H246ZM4 185V186H3ZM14 185L18 188H15ZM20 185V186H19ZM35 185V186H34ZM43 185V186H42ZM61 185V186H60ZM76 185V186H75ZM223 185V187H221ZM231 185V187H230ZM242 185V186H241ZM6 186V187H5ZM11 186H13L14 189H17V190H14ZM31 186V187H29ZM67 186V187H65ZM79 186V187H78ZM249 186V187H248ZM252 186V187H251ZM10 187L12 188V191L10 189ZM25 187V188H24ZM40 187V188H39ZM64 188V191H63V188L62 189H59V188ZM85 187H86V190H85ZM248 187V188H247ZM31 188V189H29ZM44 188V189H43ZM50 188V191L48 190ZM76 188V189H75ZM78 188V189H77ZM84 188V189H83ZM87 188H88V191H89V194L87 192ZM227 188V189H226ZM4 189V190H3ZM6 189H8V191L12 192H8L6 191ZM68 189V190H67ZM81 189V190H80ZM226 189V190H225ZM27 190V191H26ZM34 190V191H33ZM39 190V191H38ZM47 192H46V191ZM53 190V191H52ZM56 190V191H55ZM62 190V191H61ZM78 190V191H77ZM80 190V191H79ZM83 190V191H82ZM224 190V191H223ZM244 190V191H243ZM17 191V192H16ZM24 191V192H23ZM26 191V193H25ZM29 191V192H28ZM33 191V192H32ZM42 191V192H41ZM68 191V192H67ZM70 191V192H69ZM247 191V192H246ZM7 192V194H6ZM32 192V193H31ZM34 192H39V193H34ZM49 192V193H48ZM78 192V193H77ZM82 192V193H81ZM4 193V194H2ZM28 193V194H27ZM45 193V194H44ZM60 193V194H59ZM65 193V194H64ZM69 193V194H67ZM73 193V194H72ZM81 193V194H80ZM85 193V195L83 194ZM237 193V194H236ZM245 193V194H243ZM13 194H16V195H13ZM22 194V195H20ZM38 194H41V195H38ZM55 194V195H54ZM62 194V195H61ZM76 194V196H75ZM80 194V195H79ZM105 194V195H104ZM44 195H45V198H44ZM79 195V196H78ZM89 195V196H88ZM104 195V196H103ZM235 195V196H234ZM21 196V197H20ZM51 196V197H50ZM73 196V198H71ZM82 196V198H81ZM97 196V197H95ZM226 198H224V197ZM263 196L261 199H258V197H261ZM18 197V198H17ZM38 197V199H37ZM49 197V198H48ZM66 197V199L64 198ZM77 197V198H76ZM89 197V198H87ZM108 197V196H107ZM4 198V199H3ZM21 198V199H19ZM43 198V199H42ZM64 198V199H62ZM100 198V199H99ZM50 199V200H49ZM69 201H68V200ZM87 199V200H86ZM221 201H219V200ZM231 202H227V200ZM71 200V201H70ZM86 200V201H85ZM170 200H171V197H170ZM255 200V201H254ZM3 201V202H2ZM5 201H8L7 203ZM11 203H10V202ZM32 202L34 205L35 208H33V210L30 209V211L26 212V210L22 212L21 208H23L24 206H26L27 204H31L30 202ZM50 201V202H49ZM54 201V203H53ZM62 203H59L61 202ZM72 201H74L72 203ZM85 201V202H84ZM253 201V202H252ZM52 202V203H51ZM65 202V203H63ZM67 202V203H66ZM70 202V203H69ZM181 202L183 204H185L187 206L188 202L186 199L184 200H181ZM196 202V203H195ZM194 203L197 204L196 206H198V201H195ZM226 202V203H225ZM251 202V203H250ZM3 206H2V204ZM14 203V204H13ZM46 203V204H45ZM48 203V204H47ZM72 203V204H71ZM80 203V204H79ZM181 203V204H182ZM193 203V204H194ZM225 203V204H224ZM229 203V204H228ZM25 204V205H24ZM40 204V205H39ZM58 204V205H57ZM66 205V206H63V205ZM70 204V206H69ZM74 204V205H73ZM194 204V205H195ZM212 204V205H211ZM7 205V206H6ZM39 205V207H38ZM45 205V207H44ZM52 205V207H51ZM55 205V206H54ZM57 205V206H56ZM61 205V206H60ZM73 205V206H72ZM84 205V206H83ZM193 205V206H194ZM211 205V206H210ZM227 205V206H225ZM2 206V207H1ZM5 206V207H4ZM47 206L49 207V209L47 208ZM68 206V207H67ZM77 206V207H76ZM87 206V205H86ZM182 206V205H181ZM192 206V207H193ZM214 206V208L212 207ZM219 206V207H218ZM20 207V208H19ZM36 207H37V210H36ZM42 207V209H41ZM62 207V208H61ZM66 210H65V208ZM211 207V208H210ZM216 207V208H215ZM251 207V214H247L248 210L250 209ZM20 209L18 211V209ZM56 208V210H55ZM76 208V209H75ZM195 206L192 208L194 209ZM17 209V211L15 212V210ZM63 209V210H62ZM78 209V210H77ZM196 209V208H195ZM224 209V210H223ZM41 210V211H40ZM61 210V211H60ZM212 210V211H211ZM228 210V211H226ZM14 212L11 214V212ZM33 211V212H32ZM37 211V212H35ZM56 211V212H55ZM65 211V212H64ZM205 211V212H204ZM225 211V212H223ZM247 211V212H246ZM54 212V213H53ZM59 212V213H58ZM62 212V213H61ZM244 212V213H243ZM45 213V214H44ZM56 213V215H54ZM67 213V214H66ZM77 213V212H76ZM74 213L77 217V214ZM79 213V212H78ZM98 213V212H96ZM231 213H232V216H231ZM10 214V215H9ZM21 216H19V215ZM47 214V215H46ZM100 214H102L101 212L98 213L97 217L99 218V220H101L102 218L100 217H103L105 219H110V215H107L108 217L106 218V216L104 217L103 214L100 216ZM208 214V215H207ZM39 215V216H38ZM62 215V216H61ZM206 215V216H205ZM7 216V217H6ZM37 216V217H35ZM45 216V217H44ZM68 216V217H67ZM222 216V217H221ZM2 217H4L2 219ZM19 217V218H18ZM35 217V218H34ZM59 217V218H58ZM62 217V218H61ZM64 217V218H63ZM73 215L70 217L72 218ZM80 217V216H79ZM112 217V216H111ZM206 217V218H205ZM223 217V218H224ZM239 217V218H238ZM7 218V219H6ZM14 218V219H13ZM18 218V219H17ZM55 218V219H54ZM66 218V220H65ZM74 218V217H73ZM23 219V220H22ZM29 219V220H28ZM32 219V220H31ZM37 219H39L37 221ZM47 219V220H46ZM52 219V220H51ZM63 219V220H62ZM28 220V221H26ZM31 220V221H30ZM103 220V219H102ZM261 220V221H260ZM19 221V222H18ZM25 221H26V224H25ZM37 221V222H35ZM59 221V222H58ZM236 221V222H235ZM36 223V225H34ZM30 223V224H29ZM59 223H61V226H59V230L56 229V224L58 225ZM33 224V225H32ZM53 224V225H52ZM23 225V226H22ZM26 225V226H25ZM38 225V227H37ZM44 225V226H43ZM51 225V226H50ZM60 225V224H59ZM14 226V227H13ZM28 226V227H27ZM32 226H36V228L32 227ZM66 227V229L64 230V227ZM32 227V228H31ZM47 227V228H46ZM58 227V226H57ZM63 227V228H61ZM221 227V226H220ZM220 227L218 229H220ZM10 228V230H9ZM17 228V229H16ZM20 228V229H19ZM43 228V229H42ZM14 229V230H13ZM22 229V231H21ZM34 229V230H33ZM36 229V230H35ZM45 229V230H44ZM50 229V230H49ZM61 229V230H60ZM63 229V230H62ZM70 229V230H69ZM73 229V230H72ZM243 229V230H242ZM255 229V230H254ZM9 230V232H8ZM17 230V231H16ZM39 230V231H38ZM57 230V231H56ZM240 230V232H239ZM14 233H13V232ZM29 231V232H28ZM44 233H42V232ZM59 231V232H58ZM65 231V232H64ZM69 231V232H68ZM75 231V233H74ZM79 231V232H78ZM8 232V233H6ZM17 232V234H16ZM23 232V234L21 233ZM46 232V233H45ZM49 232V233H48ZM54 232V233H52ZM62 232V233H60ZM72 232V233H70ZM233 232V233H232ZM255 232V233H254ZM20 233V234H19ZM37 233V234H36ZM52 233V234H51ZM57 233V234H55ZM15 234V235H14ZM25 234V235H24ZM35 234V237H33ZM43 234V235H41ZM54 234V235H53ZM68 234V235H67ZM72 234V235H70ZM254 234V235H253ZM38 235V236H37ZM53 235V237H52ZM58 235L57 237H54ZM42 238H41V237ZM46 239H44L43 238ZM51 236V237H49ZM60 236V237H59ZM238 236V237H237ZM3 237V238H2ZM16 237V238H14ZM25 237V238H24ZM33 237V239H32ZM40 237V238H39ZM59 237V240L57 239ZM226 237V238H225ZM36 238V239H35ZM77 238V237H76ZM242 238V240L240 239ZM9 239V240H8ZM21 239V240H20ZM44 239V240H43ZM49 239V240H48ZM51 239V240H50ZM54 239H55V242L58 241V244L55 245L54 243ZM233 239V240H232ZM24 240V241H26ZM39 240V241H38ZM254 242H252V241ZM11 241V242H10ZM23 241V242H24ZM36 241V242H35ZM48 241V242H46ZM51 241V242H50ZM59 241H61L59 243ZM66 241V240H65ZM228 241V242H227ZM232 241V242H231ZM234 241V242H233ZM238 241V242H237ZM242 241V242H241ZM247 241V242H246ZM10 242V244H9ZM19 242V243H20ZM26 242H29V241H26ZM42 242V243H41ZM8 243V245H7ZM15 243V244H14ZM45 243V246H43ZM52 245H51V244ZM54 243V245H53ZM72 243V244H71ZM74 243V244H73ZM206 243H210V241H206ZM204 244L202 243L203 245H198V246H193L191 247L192 249H186L184 250L183 252L180 251V252H176L177 254L175 255V252H169L168 256L170 257V255L172 256V258H175L177 257L178 258H184L185 261H189L191 260H194L195 259V256L194 254H198L200 253L201 255L205 252H210L212 248L210 244ZM240 243V244H239ZM245 243V244H244ZM252 243V244H251ZM66 244V246H64ZM211 244L213 245V243L211 242ZM234 244V245H233ZM39 245V246H38ZM60 245V246H58ZM73 245V246H71ZM75 245V246H74ZM208 245V246H207ZM242 245V246H241ZM250 245V247H249ZM15 246L13 248H15ZM20 246V245H19ZM27 246H23V248H27ZM37 246V247H36ZM60 247L58 249L55 248V247ZM162 245H161V242L158 243V247L157 248L158 250L162 249L161 251L163 252L164 250V253L166 252V244L163 245L162 248H160ZM164 246H165V249H164ZM245 246V247H244ZM249 248H248V247ZM9 247V248H8ZM11 247V248H12ZM22 247V246H21ZM40 247V248H39ZM44 247V248H43ZM49 247V248H48ZM67 247V249H66ZM70 247V248H69ZM75 247V248H74ZM206 247V248H205ZM233 247V248H232ZM244 247V248H243ZM52 248H54L52 250ZM79 248L81 249H84L82 252L81 250H79ZM90 248V247H88ZM169 248V246H168ZM195 248V249H194ZM197 248V249H196ZM202 248V250H201ZM209 248V249H208ZM247 248V249H246ZM254 248V250H253ZM256 248H258L256 251ZM18 249V248H17ZM37 249V250H36ZM46 249V250H45ZM49 251H48V250ZM66 249V250H65ZM78 249V250H77ZM157 249H154L156 250L155 252L159 253V254H163L160 250L158 251ZM164 249V250H163ZM206 249V251H205ZM208 249V250H207ZM235 251H234V250ZM237 249V251H236ZM246 249V250H245ZM58 252H57V251ZM154 250H153V253H154ZM183 250V249H181ZM190 250V252H189ZM248 250L250 252H248ZM65 251V252H64ZM67 251V253H66ZM74 251H77L76 253ZM93 255H90V253ZM239 251V252H238ZM252 251V253H251ZM61 252H64V253H61ZM71 252V253H70ZM73 252V253H72ZM80 252V253H78ZM94 252V253H93ZM186 253L185 257H182V254L183 253ZM203 252V253H202ZM241 252V253H240ZM248 252V253H247ZM46 253V254H45ZM53 253V254H52ZM61 253V254H60ZM69 253V254H68ZM142 253V254H141ZM152 253V252H151ZM152 253V256H154V254L156 255V253L153 254ZM167 253V252H166ZM173 253V254H172ZM184 253V254H185ZM189 253V254H188ZM193 253V255H192ZM59 254V255H58ZM70 254H71V257H75L74 258H71L70 257ZM73 254V255H72ZM76 254L77 256L79 255V257L77 258L76 257ZM96 254V255H95ZM138 254V255H137ZM180 254V255H179ZM183 254V256H184ZM244 254V255H243ZM250 254V255H249ZM54 255V258L52 259V257ZM57 255V257H56ZM61 255V257H60ZM65 255V257H64ZM90 255V257H89ZM97 255L99 258H97ZM142 255V257H141ZM147 255L149 256L150 255V252L148 254L147 251H145V254H143V251L140 252V253H136L134 254V257L137 258V259H145L147 258ZM164 255V254H163ZM175 255V257H174ZM190 255V257H189ZM215 254L212 255V257L214 256ZM221 255V254H220ZM240 255H242V257H240ZM249 255V257H248ZM84 256V258H83ZM59 257V258H58ZM70 257V258H68ZM89 257V258H87ZM246 257V258H245ZM251 257V258H250ZM255 257V258H253ZM257 257V258H256ZM56 258V259H55ZM64 259V260H61V259ZM67 258V259H66ZM82 258V259H81ZM94 258V260L92 261V259ZM102 258V260H101ZM130 258V257H129ZM171 258V259H172ZM249 258V259H248ZM60 259V260H59ZM69 259V260H68ZM84 259V260H83ZM88 259V261H87ZM97 259V262L96 260ZM105 259V258H104ZM131 259V258H130ZM83 260V261H82ZM100 260V262L98 261ZM170 260V259H169ZM61 261V262H60ZM105 261V263H104ZM210 260H207V264ZM257 261H260L261 263H257ZM40 262V261H39ZM38 262V264H39ZM86 262V263H84ZM234 262V263H233ZM1 264L3 263V261L0 262ZM43 263V262H42ZM41 263V264H42ZM173 263V262H172ZM170 263V264H172ZM37 264V263H36Z\"/></svg>",
	"mask_w": 264,
	"mask_h": 264
},
{
	"label": "bare ground",
	"instance_id": "obj_2",
	"mask_svg": "<svg viewBox=\"0 0 264 264\" xmlns=\"http://www.w3.org/2000/svg\"><path fill=\"white\" fill-rule=\"evenodd\" d=\"M64 1V0H63ZM63 1H61L62 3H63ZM74 1V0H73ZM72 1V2H73ZM77 1V0H76ZM75 1V2H76ZM159 1V0H158ZM165 1V0H164ZM171 1V3H173V4H176V3H174V2H172V0H170ZM173 1H175V0H173ZM178 1V0H177ZM185 1L187 2L186 3V5L184 4L185 3ZM184 1V3H183V1H182V4H184V6H183V8H182V5H180L181 4V1H180V3H179V5H180V7L181 8H179L177 11L176 10H173L172 12L174 13V14H172L171 15V17H173L174 19H175V21H174V24H172V25H166V28L165 27H163V28H161L162 30L159 32V33H154L153 32V34H151V36L154 38V40H155V50L154 51H152V54H153V56H152V61H153V59H155L156 61L158 60H162V59H166V58H169V57H171V56H175V55H177V54H185V53H193V54H196V56H198L197 54H201L202 53V56L201 57H203V55H206L208 58L210 57V56H212V58H214V57H219L220 58V56L222 55L223 56V54L225 55V54H227V52L229 53V51H230V49H229V47H232L231 49H233L234 51H230V52H232L233 54V57H234V55H235V53L237 54V56L238 57H240V59H242L241 57H248V55H251V54H253V52L254 53H256L257 51L259 52V48L261 47L260 45H258V44H260V42H261V40H264V39H262V33L261 32H263V28H261V27H263L262 25H260L261 27H259V26H256V27H258L257 29H256V27H255V30H253V31H255L256 32V30H258L259 28H261V30L262 31H260V32H258L257 34L255 33V34H253L252 35V30L251 29H253V28H249L248 30H250L251 31V35H249V34H245V35H239L238 33H237V31H235V29H236V25H235V29H234V34H233V32H231V30H233V29H230V32H228V34L230 33V34H233V36L235 35V33H236V35L238 36V38L236 37V35H235V37H233V38H236V40L235 39H233L234 41L233 42H231L232 44H233V46H226L229 50H227L226 49V47L225 48H217L216 46V48H211V47H202L201 45H203L202 43H205V41H208V39H209V41H210V38H211V40H212V38L214 39L215 38V34L217 35V34H220L219 32V30H215V29H218V28H214V25H215V23H213L214 21H218V20H216V19H219L222 15H223V13H220L222 10H220V12H219V7H221L222 5H224V3H225V5H227L226 3L228 2V0H185ZM251 1V0H250ZM249 1V2H250ZM255 1V0H254ZM254 1H251V2H253V3H256V4H258V6H260V4L262 3V1H258V2H261L260 4L259 3H257L256 1L254 2ZM79 2V1H78ZM89 2V1H88ZM87 2V3H88ZM155 2V1H154ZM168 2V1H167ZM231 2V1H230ZM233 2H235V1H233ZM232 2V3H233ZM239 2V1H238ZM245 1H243L242 2V4L244 3ZM251 2L249 3V4H251ZM90 3H91V1H90ZM156 3V2H155ZM154 3V4H155ZM161 3V0H160V2L158 3V4H160ZM163 3V2H162ZM162 3L160 4V6L162 5ZM170 3V2H169ZM170 3V4H171ZM236 3H237V0H236ZM240 3V2H239ZM248 3V2H247ZM252 3V4H253ZM264 3V2H263ZM263 3H262V6H263ZM81 4V3H80ZM83 4V3H82ZM167 4V3H166ZM172 4V5H173ZM238 4V3H237ZM241 4V3H240ZM239 4V5H240ZM249 4H246L247 6L249 5ZM251 4V5H252ZM85 5V4H84ZM87 5V4H86ZM153 5V3L151 4V6ZM156 5H157V3H156ZM169 5V4H168ZM233 5V4H232ZM231 5V6H232ZM245 5V4H244ZM81 6V5H80ZM79 6V7H80ZM159 6V7H160ZM167 6V5H166ZM228 6H230V5H228ZM241 6H243V5H240L239 6V8L241 9ZM246 6V7H247ZM252 6H254V4L252 5ZM40 7V6H39ZM45 7V6H44ZM51 7V6H50ZM77 7V6H76ZM79 7H78V9H76L75 10V8H74V12H73V14H72V12L70 13V15H67V13L64 15V17H69V18H71V16L73 15V19H72V21H70L69 20V23H73L72 24V26L74 25V20L76 19V21H77V18H76V16H77V14H76V12L78 11H80L79 10ZM158 7V8H159ZM162 7V6H161ZM171 7V6H170ZM175 7V6H174ZM173 7V8H174ZM177 7V6H176ZM223 7H225V6H223ZM227 7V6H226ZM225 7V8H226ZM235 7H236V5H235ZM234 7V8H235ZM245 9H246V7L245 6H243ZM243 7H242V9H243ZM254 7H257L256 5L254 6ZM81 8V7H80ZM94 8V7H93ZM97 8V7H96ZM153 8V7H152ZM151 7H150V9H152ZM225 8H222L224 11H225ZM228 8V7H227ZM239 8H237L236 7V9H237V11H238V9ZM248 8H250V7H248ZM263 8H264V6H263ZM263 8H262V11H260V12H264L263 11ZM39 9V8H38ZM100 9V8H99ZM157 9V8H156ZM156 9H155V11H156ZM160 9V8H159ZM167 9H168V7H167ZM230 9H231V7H230ZM239 9V13H238V15L235 13V15H234V17H232V18H238L239 17V15L240 14H242L241 13V10ZM255 8H253L252 7V9L250 8V9H246V10H254ZM41 10V9H40ZM50 10V9H49ZM69 10V9H68ZM90 10H91V8H90ZM95 10V9H94ZM93 10V11H94ZM164 10V9H163ZM169 10H171V9H169ZM229 10V9H228ZM233 11H235L234 9H232ZM231 10V11H232ZM245 10V11H246ZM256 10V9H255ZM254 10V11H255ZM258 10V9H257ZM62 11V10H61ZM76 11V12H75ZM84 12H82V13H84L85 14V12L87 13V11H85V10H83ZM101 11V10H100ZM123 11V10H122ZM151 11V10H150ZM230 11V12H231ZM242 11H244V9L242 10ZM244 11V12H245ZM77 12V13H78ZM95 12V11H94ZM94 12L92 13H90V14H94ZM96 12H98V11H96ZM102 12V11H101ZM103 12H105V11H103ZM107 12V11H106ZM120 13H122L121 12V10L119 11ZM128 12H129V10H128ZM154 12V10H152V12L151 13H153ZM160 12V11H159ZM229 12V11H228ZM227 12V13H228ZM247 13H249L248 11H246ZM245 12V13H246ZM251 12V11H250ZM46 13V12H45ZM81 13V12H80ZM88 13H89V11H88ZM109 13L111 14V12L109 11ZM108 13V14H109ZM126 13V12H125ZM130 13H132V12H130ZM129 13V14H130ZM154 13H156V12H154ZM153 13V14H154ZM162 13H164V12H162ZM167 13H168V11H167ZM226 13V14H227ZM244 13V14H245ZM252 13V12H251ZM251 13H249V15H244L245 16V20H248L249 19V17H247V16H250V14ZM35 14V13H34ZM38 14V13H37ZM72 14V15H71ZM96 14H98V13H96ZM113 14V13H112ZM111 14V15H112ZM115 14H117V13H115ZM123 14V13H122ZM121 14V15H122ZM157 14V13H156ZM169 14V13H168ZM232 14V13H231ZM254 14H256V13H254ZM253 14V15H254ZM25 15V14H24ZM41 15V14H40ZM75 15V16H74ZM79 15V14H78ZM83 14H80V17L82 16ZM87 15V14H86ZM99 15V14H98ZM97 15V16H98ZM127 15V14H126ZM132 15V14H131ZM155 15V14H154ZM158 15V14H157ZM166 15V14H165ZM221 15V16H220ZM230 15V14H229ZM260 15V14H259ZM56 16H57V11H56V13H54V14H51L47 19H46V21L47 22H51V20H53V18L55 19L56 18ZM93 16H96V15H93ZM96 16V17H97ZM106 16H108V15H106ZM114 16V15H113ZM118 16V15H117ZM117 16H115V17H117ZM124 16V15H123ZM130 16V15H129ZM128 16V17H129ZM158 16H160V14L158 15ZM157 16V17H158ZM183 16L184 18H181V17ZM220 16V17H219ZM225 16V15H224ZM242 16V15H241ZM243 16V17H244ZM254 16H256V15H254ZM64 17H60V19H64ZM75 17V18H74ZM102 17V16H101ZM109 17H111L110 15L108 16V18ZM128 17L127 18H125V19H127L128 20ZM136 17V16H135ZM135 17H132L133 19H136ZM153 17V16H152ZM155 17V16H154ZM156 17V18H157ZM168 17H170V15L168 16ZM168 17H166V18H168ZM219 17V18H218ZM226 17H228L227 15H226ZM251 17H252V14H251ZM264 17V16H263ZM58 18V17H57ZM82 18V17H81ZM91 18V17H90ZM95 18V17H94ZM98 18H99V21H100V17L98 16ZM106 18V17H105ZM108 18H106V20L107 21H109L110 19H112V17L108 20ZM159 19H160V17H158ZM157 18V19H158ZM172 18V19H173ZM181 18V20H179ZM231 18V19H232ZM236 18V19H237ZM240 19H242L241 17H239ZM238 18V19H239ZM255 18V17H254ZM258 18V17H257ZM78 19H80V18H78ZM84 20H85V18H83ZM92 19V18H91ZM97 18H95L94 20H96ZM118 19V17L116 18V20ZM122 19V18H121ZM153 19H155V18H153ZM226 18H224V20H225ZM233 19V20H234ZM235 19V20H236ZM239 19V21L241 22L242 20H244V19H242V20H240ZM39 20V19H38ZM66 20H67V18H66ZM82 20V19H81ZM84 20H82V21H84ZM89 20V19H88ZM98 20V19H97ZM105 20V19H104ZM120 20V19H119ZM119 20H118V22H119ZM123 20V19H122ZM140 20V19H139ZM162 20V19H161ZM161 20H159V21H161ZM168 20V19H167ZM222 20V18H220V20L219 21H221ZM229 20V19H228ZM234 20V21H235ZM253 21H254V19H252ZM257 20V19H256ZM262 20V19H261ZM54 21V23H56L57 21H60L59 19H57V21H55V20H53ZM78 21H80V20H78ZM78 21H77V23H78ZM79 22V23H83V22ZM91 21V20H90ZM99 21H97V22H99ZM124 21V20H123ZM131 21H132V19H131ZM135 21V20H134ZM150 21H152V20H150ZM237 21V20H236ZM239 21H237V23L239 22ZM252 21V22H253ZM260 20H258V22H259ZM263 21V20H262ZM61 22V24H62V21H60ZM65 22V21H64ZM87 22V21H86ZM94 22V21H93ZM93 22H91V23H93ZM96 22V21H95ZM94 22V23H95ZM101 22H103V19H102V21ZM110 22H111V20H110ZM110 22H108V23H110ZM113 22H115V21H113ZM127 22V21H126ZM129 23H131L130 22V20L128 21ZM127 22V23H128ZM165 22V21H164ZM176 22V23H175ZM222 22H224V21H222ZM233 22V21H232ZM243 22V21H242ZM257 22V23H258ZM53 23V22H52ZM68 23V22H67ZM76 23V24H77ZM90 23V22H89ZM105 23H106V21H105ZM122 23L123 22H121V25H122ZM139 23V22H138ZM147 23H148V21H147ZM156 23H157V21H156ZM155 23V24H156ZM159 23V22H158ZM161 23V22H160ZM163 23V22H162ZM230 23V22H229ZM228 23V24H229ZM235 24H236V22H234ZM257 23L255 24V25H257ZM260 23H262L261 21H260ZM260 23H258V24H260ZM42 24V23H41ZM63 24H65V23H63ZM76 24H75V26H76ZM95 24H97V23H95ZM99 24V23H98ZM104 24V23H103ZM101 25L102 26V28H105L104 26H106V29H103V30H106L107 31V24L105 25ZM115 24H117V22L115 23ZM118 24H120V23H118ZM124 25H125V22L123 23ZM132 24V23H131ZM135 24V23H134ZM145 24V23H144ZM151 24H152V22H151ZM164 24V23H163ZM214 24V25H213ZM225 23H223V25H224ZM238 24H240V23H238ZM252 24V23H251ZM49 25V24H48ZM54 25V24H53ZM71 25V24H70ZM80 25H82V24H80ZM83 25H84V23H83ZM82 25V28H84V27H86L85 25L83 26ZM88 25V24H87ZM110 25V24H109ZM112 25H113V23H112ZM129 25V24H128ZM127 25V26H128ZM136 25H138L137 23H136ZM149 25V24H148ZM153 25H154V23H153ZM161 25V24H160ZM248 25V24H247ZM37 26H38V24H37ZM56 25H54V27H55ZM96 26V25H95ZM100 26V27H101ZM115 26V25H114ZM125 27V28H128V27ZM140 26V25H139ZM158 26V25H157ZM218 26V25H217ZM220 26H222V25H220ZM241 26V25H240ZM46 27V26H45ZM47 27H49V26H47ZM53 27V28H54ZM59 28H60V25L58 26ZM58 27L56 26V28L58 29ZM70 27V26H69ZM81 27V26H80ZM91 27V26H90ZM112 27V26H111ZM111 27H109L108 26V28H110L111 29V32H112V28ZM120 27H122V26H120ZM144 27V26H143ZM146 27V26H145ZM225 27V26H224ZM231 27H232V25H231ZM37 28V27H36ZM73 28V27H72ZM77 28H79V25H78V27L76 26L75 27V31L76 30H78ZM124 28V29H125ZM165 28V29H164ZM35 29V28H34ZM49 29V28H48ZM50 29H51V27H50ZM114 29L116 30V28L114 27ZM131 29V28H130ZM129 29V30H130ZM141 28L139 27V29H138V27H137V29H135V30H140ZM144 29V28H143ZM38 30V29H37ZM44 30V29H43ZM46 30H47V28H46ZM52 30H54V29H52ZM60 30H62V29H60ZM60 30H59V32H58V34H57V36L58 35H60L61 33H60ZM65 30V29H64ZM67 30V29H66ZM98 30V29H97ZM118 30H119V28H118ZM129 30H128V32H129ZM132 30H134V29H132ZM134 30V31H135ZM155 30V29H154ZM159 30V29H158ZM222 30V29H221ZM225 30V29H224ZM227 30H229L228 28H227ZM226 30V31H227ZM248 30H246L245 31V33L247 32V33H249L250 31H248ZM55 31V30H54ZM63 31V30H62ZM120 31H123L122 30V28L120 29ZM125 31H127V29L125 30ZM131 31V30H130ZM146 31L147 32H149L147 29H146ZM146 31H144V33H146ZM212 31V33H210ZM219 31V32H218ZM240 31V30H239ZM238 31V32H239ZM55 32H57V30L55 31ZM78 32V31H77ZM76 32V33H77ZM94 32V31H93ZM98 32H99V30H98ZM101 33H102V31H100ZM105 32V31H104ZM124 32V31H123ZM127 32V34H128V36H129V34H131L130 32L128 33ZM136 32V31H135ZM140 32V31H139ZM157 32V31H156ZM241 32V31H240ZM243 32H244V30H243ZM41 33V32H40ZM60 33V34H59ZM64 33H66V31H64ZM69 33V32H68ZM94 33H96V32H94ZM113 34H114V30H113V32H112ZM117 33V32H116ZM120 33V32H119ZM118 33V34H119ZM143 32H141V34H142ZM150 33H151V31H150ZM223 32H221V35H223L222 34ZM225 33V32H224ZM242 33V32H241ZM67 34V33H66ZM65 34V35H66ZM98 35H100V33H97ZM97 34H96V36H97ZM105 34H106V32H105ZM138 34V33H137ZM147 35H149V33H146ZM155 34V35H154ZM211 34V35H210ZM226 34V33H225ZM227 35V36H231V35ZM243 34V33H242ZM264 34V33H263ZM73 35H74V33H73ZM73 35H72V37H73ZM115 35V34H114ZM114 35L112 36V37H114ZM120 35V34H119ZM121 35H124V34H121ZM126 35V34H125ZM46 36V35H45ZM64 36V35H63ZM69 35H67V36H64V37H68ZM109 36V35H108ZM116 37H117V35H115ZM134 36V34L132 35V37ZM135 36H137L136 35V33H135ZM140 36V35H139ZM138 36V38H140V39H138V40H141V37H143L142 35H141V37H139ZM146 36V35H145ZM144 36V37H145ZM218 36V35H217ZM251 36H252V38H251ZM48 37V36H47ZM61 36H59L58 38H60ZM84 36H82L81 38H83ZM91 37V36H90ZM98 37V36H97ZM100 37V36H99ZM98 37V38H99ZM102 37V36H101ZM110 37V36H109ZM120 37V43L118 42V43H116L115 41V47H116V51H117V45H120L121 43H122V41H121V39L123 40V38L121 37V36H118L117 38H113L114 40H116V39H118ZM147 37V36H146ZM149 37H150V35H149ZM219 37V36H218ZM232 37H230V38H232ZM246 37H248L247 39H246ZM57 38V39H58ZM91 38H94V37H91ZM105 38V37H104ZM130 38H131V36H130ZM136 38V37H135ZM151 38V37H150ZM221 38V37H220ZM250 38H251V40H252V42H250L251 40H250ZM43 39V38H42ZM60 39H62V38H60ZM79 39V38H78ZM85 39V38H84ZM88 39V38H87ZM86 39V40H87ZM90 39V38H89ZM96 38H94V40H95ZM106 39V41H107V39L108 38H105ZM110 39H112V38H110ZM112 39V40H113ZM126 39V38H125ZM144 40L145 39H147V38H143ZM181 39H184V41H186V39H187V45H185L186 44V42H185V44L183 43V45L181 46L180 45V43H178ZM216 39V38H215ZM218 39V38H217ZM223 39H225V41L224 42H226V38H225V36H224V38ZM228 39H229V37H228ZM246 39V40H245ZM83 40V39H82ZM85 40V41H86ZM101 40V39H100ZM135 39L133 38L131 41H130V43H132V41L133 42H135L134 41ZM148 40V39H147ZM232 40V39H231ZM249 40V42L250 43H245V41H248ZM61 41V40H60ZM63 41V40H62ZM69 41V40H68ZM71 41V40H70ZM85 41H84V43H85ZM93 41V40H92ZM109 41V40H108ZM107 41V42H108ZM111 41V40H110ZM125 41V40H124ZM151 41V40H150ZM219 41V40H218ZM217 41V42H218ZM230 41V40H229ZM49 42V41H48ZM66 42V41H65ZM72 42V41H71ZM103 42H105V40L103 41ZM114 42H112V43H114ZM146 42V41H145ZM241 42V43H240ZM68 43V42H67ZM127 43H128V41H127ZM137 43H139V41L137 42ZM141 43V42H140ZM139 43V44H140ZM144 43V42H143ZM150 43V42H149ZM220 43H223L222 41L220 42ZM228 43V42H227ZM230 43V45H232ZM252 43V44H251ZM62 44V43H61ZM63 44H64V42H63ZM72 44V43H71ZM76 44V43H75ZM88 44V43H87ZM135 44V43H134ZM211 44H213V42L211 43ZM261 44H262V42H261ZM85 45V44H84ZM92 45V44H91ZM108 45V44H107ZM122 45H123V43H122ZM125 45H126V43H125ZM149 45V44H148ZM210 44L208 43V46H209ZM216 45V44H215ZM218 45V44H217ZM220 45V44H219ZM223 44H221V46H222ZM228 45V44H227ZM68 46V45H67ZM71 46V45H70ZM86 46V45H85ZM85 46H84V48H85ZM110 46V45H109ZM138 46V45H137ZM137 46H133L132 44H129V46L127 45V51H129V54H133V55H137L138 56V53L140 52H142L141 50H139V49H137L138 47ZM224 46V45H223ZM49 47V46H48ZM63 47V46H62ZM87 47V46H86ZM89 47V46H88ZM119 47H122L121 45L120 46H118V48ZM213 47V46H212ZM220 47V46H219ZM68 48V47H67ZM71 48V47H70ZM92 48V47H91ZM90 48V51L92 50ZM94 49H95V47H93ZM99 48V47H98ZM101 48V47H100ZM109 48H112V47H109ZM124 48V47H123ZM148 48V47H147ZM150 48V47H149ZM153 48V47H152ZM262 48V47H261ZM86 49H88V48H86ZM93 49V50H94ZM120 49V48H119ZM140 49H141V47H140ZM146 49V48H145ZM263 49V48H262ZM69 50L70 49H67L66 50V52L67 53H70L69 52ZM89 50V49H88ZM92 50V51H93ZM97 50V49H96ZM108 50V49H107ZM114 50V49H113ZM124 50V49H123ZM143 50V49H142ZM74 51V50H73ZM77 51V50H76ZM125 52H126V50H124ZM144 51V50H143ZM252 51V52H251ZM262 51V50H261ZM96 52V51H95ZM99 52H101V51H99ZM103 52H105L106 53V50L105 51H103ZM102 52V53H103ZM109 52L110 51H108V54L107 55H109ZM112 52V51H111ZM110 52V53H111ZM114 52V51H113ZM121 52V51H120ZM123 52V51H122ZM250 52H251V54H250ZM73 53H75V52H73ZM81 53V52H80ZM101 53V54H102ZM104 53V54H105ZM140 53H139V55H140ZM147 53V52H146ZM260 53V52H259ZM83 54V53H82ZM92 54V53H91ZM96 54V53H95ZM98 54V53H97ZM96 54V55H97ZM114 54V53H113ZM122 54V53H121ZM124 54V53H123ZM192 54V55H193ZM263 54V53H262ZM22 55V54H21ZM71 55V54H70ZM116 55H118V54H116ZM120 55V54H119ZM144 55H146V54H144ZM150 55V54H149ZM148 55V56H149ZM186 55H188V54H186ZM228 55H230V53L228 54ZM78 56V55H77ZM82 56H84V55H82ZM110 56V55H109ZM114 56H115V54H114ZM127 56H129V55H127ZM141 56V55H140ZM183 56V55H182ZM194 56V55H193ZM227 56V55H226ZM237 56L236 57H234V58H237ZM253 56H254V54H253ZM87 57V56H86ZM91 57H93V56H91ZM90 56H89V58H91ZM103 56L101 55V58H102ZM104 57H105V55H104ZM111 57H112V53H111ZM117 57V56H116ZM115 57V58H116ZM131 57H136V56H131ZM177 57V56H176ZM188 57V56H187ZM190 57H192V56H190ZM189 57V58H190ZM232 57V56H231ZM51 58H52V56H51ZM54 58V57H53ZM97 58V57H96ZM98 58H100V55L98 56ZM98 58H97V60H98ZM100 58V59H101ZM107 58V57H106ZM114 58V57H113ZM123 58V57H122ZM128 58H130V57H128ZM136 58H139V57H136ZM181 58V57H180ZM179 58V59H180ZM195 58V57H194ZM198 58H200L199 56H198ZM211 58V59H212ZM222 58H224V57H222ZM227 58V57H226ZM228 58H229V56H228ZM249 58V57H248ZM251 58H252V56H251ZM58 59V58H57ZM94 60H95V58H93ZM105 59V58H104ZM121 59V58H120ZM120 59H116L117 61H119ZM124 59V58H123ZM151 59V58H150ZM183 59H186V58H183ZM218 59V58H217ZM225 59V58H224ZM230 59V58H229ZM61 60V59H60ZM59 60V61H60ZM84 60H86L85 58H84ZM83 60V61H84ZM102 61H104L103 59H101ZM125 60V59H124ZM132 60V59H131ZM134 61L136 60V59H133ZM140 60V59H139ZM139 60H136V61H139ZM169 60V62L172 60H170V59H168ZM200 60V59H199ZM207 60H209V59H207ZM216 60V59H215ZM227 60V59H226ZM225 60V61H226ZM235 60V59H234ZM242 60H246V58L244 59H242ZM248 60V59H247ZM252 60V59H251ZM255 60V59H254ZM57 61V60H56ZM69 61V60H68ZM80 61V60H79ZM90 61V60H89ZM88 61V62H89ZM99 61V60H98ZM110 61V60H109ZM126 61V60H125ZM130 61V60H129ZM134 61H132V62H134ZM147 61V60H146ZM166 61V60H165ZM177 61H179V60H177ZM195 61V60H194ZM197 61V60H196ZM195 61V62H196ZM210 61V60H209ZM208 61V62H209ZM217 61H219V60H217ZM224 61V60H223ZM229 63H231L230 62V60H227ZM236 61V60H235ZM234 61V62H235ZM239 61V60H238ZM259 61V60H258ZM263 61V60H262ZM127 62V61H126ZM139 62H141V60L139 61ZM151 62V61H150ZM149 62V63H150ZM190 62H192V61H190ZM194 62V63H195ZM201 62V61H200ZM203 62V61H202ZM211 62V61H210ZM221 62V61H220ZM241 61H239V63H240ZM245 62V61H244ZM256 62V61H255ZM56 63V62H55ZM59 63V62H58ZM70 63V62H69ZM85 63V62H84ZM87 63V62H86ZM92 63H93V61H92ZM96 63V62H95ZM101 63V62H100ZM110 63H111V65H113V67H116V66H114V64H112V61H110ZM115 63V62H114ZM122 63H124V62H122ZM131 63V62H130ZM136 63V62H135ZM145 64H146V62H144ZM156 63V62H155ZM213 63H214V61H213ZM212 63V64H213ZM227 63V62H226ZM237 62H235V64H236ZM243 63V62H242ZM254 63V62H253ZM57 64V63H56ZM83 64V63H82ZM97 64V63H96ZM104 64V63H103ZM106 64V63H105ZM104 64V65H105ZM134 64V63H133ZM144 64V65H145ZM169 64H171V62L169 63ZM207 64V63H206ZM211 64V63H210ZM216 64V63H215ZM221 64H222V62H221ZM241 64V63H240ZM262 64H264V63H262ZM79 65V64H78ZM110 64H109V66H111ZM127 65V64H126ZM129 65V64H128ZM132 65V64H131ZM172 65V64H171ZM201 65V64H200ZM216 65H218V64H216ZM228 65V64H227ZM238 65V64H237ZM251 65H252V62H251ZM48 66V65H47ZM72 66V65H71ZM81 66V64L78 66V67H80ZM94 66H95V64H94ZM94 66H92V67H94ZM107 66V65H106ZM105 66V67H106ZM119 66V65H118ZM123 65H121V67H122ZM136 66H139V64L137 65L136 64ZM143 66V65H142ZM151 66V65H150ZM153 66V65H152ZM163 66V65H162ZM198 66H199V64H198ZM202 66V68H203V65H201ZM220 66H222V65H220ZM219 66V67H220ZM225 66V65H224ZM241 66V65H240ZM256 66V65H255ZM254 66V67H255ZM259 66V65H258ZM262 66V65H261ZM54 67V66H53ZM73 67V66H72ZM91 67V66H90ZM112 67V68H113ZM121 67H119V68H121ZM134 67V66H133ZM132 67V68H133ZM144 67V66H143ZM229 67V66H228ZM231 67H233V66H231ZM242 67V66H241ZM254 67H252V68H254ZM262 67H264V65L262 66ZM70 68V67H69ZM80 68H82V67H80ZM83 68H84V66H83ZM85 68H87V67H85ZM97 68V67H96ZM111 68V69H112ZM125 68V67H124ZM135 68V67H134ZM140 68V67H139ZM202 68L201 69H199V68H197V72H196V74L198 75V73H199V75H198V77H200V78H202V79H200V80H202V81H204L205 79H204V77L203 76H206L207 77V75H208V71H207V69H205L206 71H207V74L205 73V75H203V71H204V69H203V71H202ZM204 68H205V66H204ZM234 68V67H233ZM105 69H108V68H105ZM115 69V68H114ZM131 69V68H130ZM137 69V68H136ZM140 69H144V68H140ZM165 69V68H164ZM193 69H195V68H193ZM208 69H210V68H208ZM221 69V68H220ZM224 69L225 70H221V74H219V72L218 73H216V72H214V74L216 73V74H219L218 76H216V77H214L213 76V74H211V73H209V74H211L212 76H213V80H211V81H213V82H215V81H218V85L216 84L217 82H215V83H211L210 82V80L209 79H212L211 77H208V78H206V80H209V81H207V83L208 82H210V83H208V85H207V87L209 86H214V84H215V86L214 87H216V86H219V84L221 83V82H225L226 81V79H227V74H229V71H228V69H226L225 67H224ZM241 69V68H240ZM247 69V68H246ZM250 69V68H249ZM257 69H258V67H257ZM69 70V69H68ZM72 70V69H71ZM70 70V71H71ZM74 70V69H73ZM98 70H100V69H98ZM102 70V69H101ZM100 70V71H101ZM145 71H146V69H144ZM213 70V69H212ZM211 70V71H212ZM215 70V69H214ZM237 70H238V68H237ZM236 70V71H237ZM242 70V69H241ZM260 70V69H259ZM104 71V70H103ZM109 71H111V70H106V72H103L102 74V81L103 82H101V84H100V86L102 85L103 86V84L104 85H106V86H103V88H101V90H99L100 92L102 91V92H107V91H109V93L111 94V96L108 94V96H110L111 98L110 99H108V100H106L105 98L104 99H102L103 101L104 100H106L107 102L108 101H111L109 104H111L112 103V99L114 100L115 98H117V97H120V95H121V93L122 92H124L125 91V89H127V86L128 85H131V84H129V80H128V77H127V79H125L123 82H124V84H123V87L122 88H120V90H112V85H113V83H116V82H114L115 81V79L117 78L116 77V75H118V74H114L113 72L114 71H112V72H109ZM125 71V70H124ZM128 71V70H127ZM131 71V70H130ZM165 71H167V70H165ZM164 71V72H165ZM196 71V70H195ZM243 71V70H242ZM250 71H251V69H250ZM253 71V70H252ZM264 71V70H263ZM60 72H62V73H64L65 71H60ZM238 72V71H237ZM61 73V75H63L64 76V74L66 73H64V74H62ZM73 74H74V72H72ZM71 73V74H72ZM133 73V72H132ZM155 73V72H154ZM153 73V74H154ZM163 73V72H162ZM202 73V74H201ZM212 73H213V71H212ZM77 74V73H76ZM125 74V73H124ZM124 74H123V76H124ZM130 74V73H129ZM152 74V75H153ZM158 74V73H157ZM193 75H194V73H192ZM195 74V75H196ZM232 74V73H231ZM246 74V73H245ZM249 74V73H248ZM60 75V74H59ZM75 75V74H74ZM74 75H71V76H74ZM122 75V74H121ZM131 75V74H130ZM134 75V74H133ZM156 75V74H155ZM171 75V74H170ZM196 75V76H197ZM202 77H201V76ZM211 75H209V76H211ZM250 75V74H249ZM172 76V75H171ZM242 76H243V74H242ZM60 77H62V76H60ZM67 77H68V75H67ZM76 77V76H75ZM81 77V76H80ZM165 77V76H164ZM177 77V76H176ZM184 77H186L185 75H184ZM189 77V76H188ZM231 77V76H230ZM232 77H233V74H232ZM231 77V78H232ZM239 77V76H238ZM64 78V77H63ZM91 78V77H90ZM90 78H87L88 80H90V81H92ZM124 78V77H123ZM172 78V77H171ZM174 78V77H173ZM178 78V77H177ZM182 78V77H181ZM69 79V78H68ZM71 79V78H70ZM74 79V78H73ZM77 79V78H76ZM133 79V78H132ZM136 79V78H135ZM185 79V78H184ZM197 79V78H196ZM199 79H198V82L199 83H201L200 81H199ZM229 79V78H228ZM63 80H65V78L63 79ZM67 80V79H66ZM82 80V79H81ZM81 80H79V81H81ZM86 80V79H85ZM87 80V81H88ZM94 80V79H93ZM100 80V79H99ZM119 80V79H118ZM183 80V79H182ZM195 80V79H194ZM206 80H205V84H206ZM230 80V79H229ZM229 80H227V81H229ZM59 81H62V80H59ZM68 81V80H67ZM66 81V83H70V81H68L67 82ZM73 81V80H72ZM84 81V80H83ZM86 81V82H87ZM90 81H88V82H90ZM101 81V80H100ZM99 81V82H100ZM137 81V80H136ZM175 81V80H174ZM173 81V82H174ZM188 81H191V80H188ZM187 81V82H188ZM197 81V80H196ZM196 81L194 82H192L193 84L191 85V82L190 83H187L186 85H187V88H185V94H186V98L188 97L189 99L191 98L192 100H196V101H200L201 103H196V105H199L200 104V107L202 106V107H204L205 108V111L206 110H209V111H211L212 113H218L219 115V117L220 118H218V120H220V121H223V119H228V117H239V118H241L242 120H248V118H249V114H248V111H246L247 109L245 108V106L243 105V103H241L240 101V105H242V106H244V107H242V106H237V107H234V106H236L235 104L237 103L238 104V102H235L234 100H233V105L234 106H229V104H232L231 102H232V100L231 99H229V97L227 98V95H226V98L227 99H229V100H231V102H229V103H227V101H225V100H222V98H225V97H217V99L215 98L216 97V90H215V94H213V93H211L212 94V96L214 97V95H215V99H211V95H210V93H208V92H203V91H201V90H199L197 87L195 88L193 85L196 83ZM226 81V82H227ZM62 82H64V81H62ZM62 82H59V83H62ZM87 82V83H88ZM132 82V81H131ZM130 82V83H131ZM133 82H135V80L133 81ZM172 82V83H173ZM220 82V83H219ZM225 82V83H226ZM235 82V81H234ZM240 82V81H239ZM69 83H68V85H69ZM84 83H85V81H84ZM87 83H86V85H87ZM94 83V82H93ZM96 83H97V80H96ZM103 83V84H102ZM169 83V82H168ZM180 83V82H179ZM183 83V82H182ZM198 83V84H199ZM203 83V84H204ZM62 84H64V83H62ZM71 84V83H70ZM77 84V83H76ZM82 84V83H81ZM95 84V83H94ZM134 84V83H133ZM139 84V83H138ZM137 84V85H138ZM176 84V83H175ZM203 84H201V85H203ZM209 84H212V85H209ZM229 84V82H227V85ZM233 84V83H232ZM242 84V83H241ZM66 85V84H65ZM66 86V87H68V89H69V86ZM74 85V84H73ZM92 85V84H91ZM98 85V84H97ZM109 85V86H108ZM171 84H169V86H170ZM62 86H64V85H62ZM76 86V85H75ZM80 86V85H79ZM78 86V87H79ZM82 86V85H81ZM100 86L97 88V89H99L100 88ZM101 86V87H102ZM117 86V85H116ZM119 86V85H118ZM120 86H122V85H120ZM134 87H135V85H133ZM140 86V85H139ZM142 86V85H141ZM144 86V85H143ZM168 86V85H167ZM181 86V85H180ZM224 86H226L225 84H223V87ZM236 86H237V84H236ZM61 87V86H60ZM65 87V86H64ZM64 87H63V89H62V91L64 90ZM65 87V88H66ZM73 87V86H72ZM132 87V86H131ZM158 87V86H157ZM173 87V86H172ZM205 87V86H204ZM214 87H212V88H214ZM222 87V83H221V86H220V88H223ZM232 87V86H231ZM56 88V87H55ZM62 88V87H61ZM75 88V87H74ZM77 88V87H76ZM96 88V87H95ZM94 88V89H95ZM130 88V87H129ZM137 88H139L138 86H137ZM141 88V87H140ZM154 88H155V86H154ZM177 88V87H176ZM224 88H226V87H224ZM227 88H228V86H227ZM226 88V89H227ZM244 88V87H243ZM79 89V88H78ZM85 89H87V88H85ZM93 89V90H94ZM166 89V88H165ZM219 89V88H218ZM233 89V88H232ZM51 90H53L54 91V89H51ZM60 90V89H59ZM66 90V89H65ZM83 90V89H82ZM92 90V91H93ZM128 90V89H127ZM133 90V92H134V89H132ZM168 90V89H167ZM183 90H184V88H183ZM208 90H210V89H208ZM213 90V89H212ZM61 91V90H60ZM85 91V90H84ZM83 91V92H84ZM157 91V90H156ZM179 91V90H178ZM211 91V90H210ZM52 92V91H51ZM56 92V91H55ZM64 92V91H63ZM67 92H68V90H67ZM71 92V91H70ZM69 92V93H70ZM81 92L82 91H80V93H79V95L81 94ZM94 92V91H93ZM97 92V91H96ZM99 92V94H101V96H102V93H100ZM133 92H131V93H133ZM136 92V91H135ZM138 92V91H137ZM152 92H153V90H152ZM164 93H167V92H165V91H163ZM212 92V91H211ZM219 92H221V91H219ZM222 92H224V91H222ZM227 92V91H226ZM54 93V92H53ZM91 93V92H90ZM98 93V92H97ZM103 93V94H104ZM108 93V92H107ZM127 93V92H126ZM177 93V92H176ZM175 93V94H176ZM234 93V92H233ZM240 93V92H239ZM67 94V93H66ZM74 94V93H73ZM87 94V93H86ZM92 94V93H91ZM95 94V93H94ZM129 94V93H128ZM136 94V93H135ZM159 94H160V92H159ZM174 94V95H175ZM237 94V93H236ZM54 95H55V93H54ZM57 95V94H56ZM55 95V96H56ZM83 95V94H82ZM96 95V94H95ZM95 95H94V97H95ZM124 95H125V93H124ZM123 95V96H124ZM132 96H133V94H131ZM219 95H221V96H223V95H225L224 93H223V95L222 94H220L219 93ZM240 95H241V93H240ZM244 95V94H243ZM46 96V95H45ZM97 96V95H96ZM104 96H106V93L104 94ZM104 96H102V97H104ZM230 96V95H229ZM239 96V95H238ZM54 97V96H53ZM72 97V96H71ZM155 97V96H154ZM183 97V96H182ZM232 97V96H231ZM236 97V96H235ZM63 98V97H62ZM67 98V97H66ZM96 98V97H95ZM98 98V97H97ZM172 98V97H171ZM173 98H174V96H173ZM181 98V97H180ZM218 98H220L221 99V101L220 100H218ZM234 97H232V99H233ZM45 99V98H44ZM53 99V98H52ZM59 99V98H58ZM70 99V98H69ZM79 99V98H78ZM88 99V98H87ZM101 99V98H100ZM99 99V100H100ZM123 99V98H122ZM128 99V98H127ZM237 99V98H236ZM50 100V99H49ZM72 100V99H71ZM74 100V99H73ZM92 100V99H91ZM90 100V101H91ZM96 100V99H95ZM98 100V99H97ZM135 100V99H134ZM175 100V99H174ZM182 100V102H183V98L181 99ZM181 100L179 101V103H178V100L174 103L175 105H174V107L172 106L173 104H171V105H168V106H170L169 108H168V110H170V111H168L167 110V112H169L170 114H168V116L167 115H165L166 117H165V119L162 121L161 120V122L162 123H158V125L156 124H152V126L150 127V126H148L149 128H147L145 125H144V127H146L147 129L146 130H144L143 129V124H142V129L140 128V127H138V128H140L141 130H144V132H141V133H145V132H147V133H149L150 134V136H152V138H153V140L155 139V140H157V142L155 141V143H156V145H159L158 146V150H157V152L156 151H154V153L151 151V153L148 155V154H146V155H138L137 156V158H136V156H135V159H125V158H119V157H117V156H111L110 154H108L107 152H106V154L107 155H109L108 157L106 156V157H102V158H100V157H98L99 159L98 160H96V163H95V166H94V168H91V170L93 169V171L91 172L92 173V178L93 179H95V181H93L92 183H89L87 180H85V181H87L88 182V184L87 183H85V181H84V183L85 184H87V186L86 187H88L90 190H92V191H94V193L95 194H97V193H101L100 195L102 196V193H106V197L104 196V199L105 198H107V199H105V200H103V201H98V202H94L93 200H92V202L91 201H88L87 203H86V205L84 206V207H82L83 209H79V211H76L75 212V210L73 211L74 213H76L77 214V217H75L76 215L74 214V213H72V209L71 208H69V209H67V213H68V215H73V217L72 218H70L71 216H69V220H67L65 223H64V221H63V223H62V225H66V226H68V228H72V227H76L77 228V230H82V231H84V234H82L81 233V235H77L76 236V234H75V236H73L72 234H70V235H72V236H63V241H62V243H66V242H71V241H73L74 243H76L77 244V246L76 247H78L79 245L82 247H85L86 246V250H84V249H80L79 248V250H81L82 252H84L85 251V254H86V251H88L87 249H89V250H91V251H94L95 253L97 252V251H95V250H97L98 249V253H99V248H100V250L102 249H104L105 251H106V253L104 252V254H106L104 257L103 256H101L102 258H103V260H105L106 262H109V263H111V262H113V264H170V263H172V264H207L206 262H207V260H210L209 262H208V264H230L229 263V256L228 255H225V253H223V252H221L220 254H218V253H216L217 252V250H218V248H220V246L221 245H224L223 243L225 242H223V237L225 236H223V232H224V230L226 229V228H228V227H230L231 226V224H232V218H230V214L229 215H225V217H224V214H222L223 215V217L222 218H219V213H220V209L222 210V205L220 206V208H218V209H216V211L215 212H213L212 214H210L209 216H207L208 218H206V219H204V214H206V213H204L203 214V210H205V208H206V206L207 205H209L210 203H218V202H216L217 201V198H219V196L221 195V194H223V193H221L220 194V192H221V190L219 189V187L217 188L216 186H214V185H216V182L214 183V185H212V183H213V181L212 182H210L209 180H211L210 179V177L212 178V176H210L209 174H208V172L207 171H205L206 170V166L207 165H205L204 163H202V162H204V161H206V160H204V159H208V158H204L203 160H200L199 158H198V156L197 157H194L193 155H190V154H192L191 152H189V154L187 153V152H185V151H189L190 149H189V147H190V145H192L193 143H194V145H195V142L197 141L198 142V140L199 139H201V141H203L204 142V144L205 143H211V141L214 139V136H213V134L211 133V130L209 131V123L207 124V123H205L208 119V117L207 118H205L204 116H202V117H199V116H197L198 115V111H195L197 114H195V113H193L194 112V110L193 109H191V111L192 112H190V113H192V114H189V113H187L186 114V112L184 111H182L181 109H179L180 108V106L182 105V103H181ZM214 100H216L217 102H215ZM240 100V99H239ZM242 100V99H241ZM57 101V100H56ZM55 101V102H56ZM78 101V100H77ZM106 101H104L103 103H105ZM114 101H117L116 99L114 100ZM113 101V102H114ZM156 101V100H155ZM159 101V100H158ZM166 101V100H165ZM165 101H163V102H165ZM186 101H187V99H186ZM194 101H193V103H194ZM224 101V102H223ZM244 101V100H243ZM247 101V100H246ZM51 102H52V100H51ZM83 102V101H82ZM96 102V101H95ZM98 102V101H97ZM121 102V101H120ZM135 102V101H134ZM133 102V104L135 105V103ZM153 102V101H152ZM162 102V101H161ZM167 102H168V100H167ZM173 102V101H172ZM187 102H189V101H187ZM58 103V102H57ZM63 103V102H62ZM75 103V102H74ZM73 103V104H74ZM85 103V102H84ZM89 103H91V102H89ZM88 103V104H89ZM93 103V102H92ZM107 103V104H108ZM154 103V102H153ZM235 103V104H234ZM59 104V103H58ZM81 104V103H80ZM94 104V103H93ZM108 104V105H109ZM115 104H118V103H115ZM126 104V103H125ZM139 104V103H138ZM137 104V105H138ZM158 104H159V102H158ZM165 104V103H164ZM168 104V103H167ZM166 104V105H167ZM188 104V103H187ZM195 104V103H194ZM228 104V105H227ZM246 106H248L249 104H247V103H244ZM256 104V103H255ZM54 105V104H53ZM55 105H56V103H55ZM62 105V104H61ZM86 105V104H85ZM90 105V104H89ZM103 105H106V104H103ZM112 105V104H111ZM120 105H123V103L122 104H120ZM127 105V104H126ZM239 105V104H238ZM57 106V105H56ZM68 106V105H67ZM71 106V105H70ZM125 106V105H124ZM155 106V105H154ZM186 106V105H185ZM229 106V107H228ZM63 107H64V105H63ZM66 107V106H65ZM64 107V108H65ZM69 107V106H68ZM98 107V106H97ZM104 107V106H103ZM108 107V106H107ZM127 107V106H126ZM126 107H125V109H126ZM136 107V106H135ZM141 107V106H140ZM139 107V108H140ZM156 107V106H155ZM167 107V106H166ZM201 107V108H202ZM70 108V107H69ZM80 108V107H79ZM79 108H78V110H79ZM83 108H84V105H83ZM110 108H111V106H110ZM112 108H113V106H112ZM114 108H115V105H114ZM143 108H145V107H143ZM142 108V109H143ZM147 108V107H146ZM66 109V108H65ZM86 109H87V106H86ZM93 109V108H92ZM97 109V108H96ZM100 109V108H99ZM131 109V108H130ZM199 109V108H198ZM203 109V108H202ZM59 110V109H58ZM63 110V109H62ZM98 110V109H97ZM105 110H107V109H105ZM109 110H111V109H109ZM133 110H134V108H133ZM190 110V109H189ZM56 111V110H55ZM66 111V110H65ZM76 111V110H75ZM84 110H82V112H83ZM90 111V110H89ZM93 111H95V110H93ZM102 111H103V109H102ZM108 111V110H107ZM140 111V110H139ZM160 111V110H159ZM161 111H166V110H164V109H162ZM187 111V110H186ZM200 111V110H199ZM208 111V112H209ZM69 113H70V111H68ZM73 112V111H72ZM202 112V111H201ZM210 112V113H211ZM55 113V112H54ZM144 113V112H143ZM158 113V112H157ZM160 113V112H159ZM56 114V113H55ZM57 114H59V112H57ZM76 114V113H75ZM84 114H86V113H84ZM201 114V113H200ZM15 115H17V114H15ZM15 115H13V116H15ZM155 115H157V114H155ZM213 115V114H212ZM217 115V114H216ZM8 116V115H7ZM120 116V115H119ZM159 116H160V114H159ZM195 116V117H194ZM215 116V115H214ZM1 117V116H0ZM83 117H86V115L85 116H83ZM151 117V116H150ZM154 117V116H153ZM162 117V116H161ZM197 117H199V118H203L204 120L205 119H207V120H205V124L208 126V128L206 127V125L204 126V124H203V122L202 121H204V120H201V119H199V118H197ZM251 117H252V115H251ZM3 118V117H2ZM1 118V119H2ZM9 118H11V117H9ZM12 118H14V117H12ZM87 118V117H86ZM123 118V117H122ZM140 118V117H139ZM152 118V117H151ZM156 118V117H155ZM212 118V117H211ZM214 118H216V117H214ZM222 118V119H221ZM119 119V118H118ZM4 120V119H3ZM3 120H1V121H3ZM11 120V119H10ZM150 119H148V121H149ZM217 120V119H216ZM229 120V119H228ZM241 120V121H242ZM84 121V120H83ZM102 121V120H101ZM147 121V120H146ZM153 121V120H152ZM155 121V120H154ZM255 121H257L258 122V119L257 120H255ZM118 122V121H117ZM214 122H215V120H214ZM219 122V121H218ZM217 122V123H218ZM254 122V121H253ZM20 123V122H19ZM84 123V122H83ZM101 123V122H100ZM120 123V122H119ZM129 123V122H128ZM138 123H139V121H138ZM137 123V124H138ZM154 123H156V122H154ZM192 124V125H190V126H194L193 127V129H191V130H195L196 129V132H195V135H193V136H190L189 135V137H186V135H183L184 133H183V131H184V129H186V128H184L183 126H185L184 124ZM211 123V122H210ZM220 123V122H219ZM232 123V122H231ZM248 123H249V121H248ZM258 123H260V122H258ZM21 124V123H20ZM131 124V123H130ZM133 124L135 125L136 123H132L131 125L133 126ZM187 124V125H188ZM222 124H223V122H222ZM226 124V123H225ZM15 125V124H14ZM139 125V124H138ZM138 125H136V126H134V127H137ZM155 125V126H154ZM186 125V126H187ZM254 125H256L255 123H254ZM4 126V125H3ZM18 126H19V124H18ZM23 126H24V124H23ZM26 126H27V124H26ZM31 126V125H30ZM96 126H98V125H96ZM128 126V125H127ZM140 126H141V124H140ZM154 126V127H153ZM257 126V125H256ZM9 127H11L13 130H14V132H16L15 130L16 129H14L13 127L14 126H9ZM94 127V126H93ZM133 127V128H134ZM153 127V128H152ZM184 129H183V128ZM199 127V128H198ZM215 127V126H214ZM214 127H213V130H215L214 129ZM225 127V126H224ZM99 128V127H98ZM128 128H131V126L129 127L128 126ZM212 128V127H211ZM226 128V127H225ZM11 129V130H12ZM19 129V128H18ZM17 129V130H18ZM24 129V128H23ZM26 129V128H25ZM65 128H63V130H64ZM126 129V128H125ZM135 129V128H134ZM1 130V129H0ZM7 130H8V128H7ZM22 130V129H21ZM30 130V129H29ZM32 130H33V128H32ZM31 130V131H32ZM58 130V129H57ZM62 130V129H61ZM141 130H139V133H138V131L136 130V131H134V135H136L137 137L138 136H141L142 134L140 133V131ZM189 130V129H188ZM216 130H219V129H217L216 128ZM2 131V130H1ZM0 131V132H1ZM24 131V130H23ZM90 131V130H89ZM95 131V130H94ZM104 131V130H103ZM9 132V134H10V132L11 131H8ZM63 132V131H62ZM137 132V133H136ZM215 132V131H214ZM25 133L26 134H31V133H28L27 132V130L25 131ZM89 133V132H88ZM96 133V132H95ZM126 133V132H125ZM136 133V134H135ZM146 133V134H147ZM222 132H221V130L219 131V134H221ZM1 134H3V132L1 133ZM20 134V133H19ZM19 134H17V136L19 135ZM22 134V133H21ZM132 134V133H131ZM145 134V135H146ZM186 134V133H185ZM193 134H194V131H193ZM5 135L6 134H4L3 136L5 137ZM87 135V134H86ZM127 135V134H126ZM133 135V136H134ZM13 136V135H12ZM17 136H14V137H17ZM131 136V135H130ZM188 136V135H187ZM0 137H2V136H0ZM7 137V136H6ZM128 137H129V134H128ZM136 137V138H137ZM149 137V136H148ZM175 137H178V140H180L179 142L177 141V144H174V145H170L169 144V142H171V139H173V138H175ZM220 137V136H219ZM222 137H223V135H222ZM222 137H220V138H222ZM111 138V137H110ZM132 138V137H131ZM143 138H144V136H143ZM146 138V137H145ZM180 138V139H179ZM226 138V137H225ZM231 138V137H230ZM10 139V138H9ZM130 139V138H129ZM135 139V138H134ZM138 139H141V138H138ZM218 139V138H217ZM228 139V138H227ZM233 139V138H232ZM231 139V140H232ZM235 139V138H234ZM1 140H7V138H3V139H1ZM94 141H95V139H93ZM106 140V139H105ZM131 140H133V139H131ZM142 140V142L141 143H143L144 142V140L143 139H141ZM170 140V141H169ZM174 140V139H173ZM173 140H172V142H173ZM215 140V139H214ZM214 140H213V142H214ZM219 140H221V139H219ZM236 140V139H235ZM91 141V140H90ZM148 141V140H147ZM150 141H152V140H150ZM201 141H199V142H201ZM223 141H225V140H223ZM227 141H230V140H227ZM103 142V141H102ZM111 142V141H110ZM127 142V141H126ZM202 142V143H203ZM215 142H217V140H215ZM232 142H234V141H232ZM238 142V140H236V143ZM241 142V141H240ZM240 142H238L237 144H241ZM99 143V142H98ZM111 143H113V142H111ZM124 143V142H123ZM155 143H153L154 145H155ZM175 143V142H174ZM220 143V145L222 144V142H219ZM223 143H225V142H223ZM227 143V142H226ZM235 143V142H234ZM233 143V144H234ZM117 144V143H116ZM119 144V143H118ZM173 144V143H172ZM213 144V143H212ZM215 145L217 144V143H214ZM214 144L212 145V146H214ZM227 144H229V143H227ZM232 144V143H231ZM232 144V145H233ZM105 145V144H104ZM203 145V144H202ZM225 145V144H224ZM224 145H222V146H224ZM7 146V145H6ZM5 146V147H6ZM27 146V145H26ZM26 146H23V147H26ZM119 146V145H118ZM153 146V145H152ZM206 146H210V145H206ZM218 146V145H217ZM28 147V146H27ZM26 147V148H27ZM114 148H115V145L113 146ZM129 147V146H128ZM143 147L144 148H146L145 150L147 151V150H151V148L153 149V147H151V145L149 144V141L148 142H144L143 143ZM200 147V146H199ZM203 147V146H202ZM225 147V146H224ZM131 148V147H130ZM129 148V149H130ZM143 148V149H144ZM201 148V147H200ZM203 148H205V147H203ZM219 148V147H218ZM217 147L215 148L214 147V149H217L218 151H219V149H218ZM229 148H231V147H229ZM228 148V149H229ZM3 149V148H2ZM22 150H24L23 148H21ZM105 149V148H104ZM125 149H127V148H125ZM129 149H128V151H129ZM156 149V148H155ZM206 149V148H205ZM208 149H210L209 147H208ZM212 149V148H211ZM226 149V148H225ZM16 150H19V149H16ZM120 150V149H119ZM124 150V149H123ZM132 150H134V149H132ZM131 150V151H132ZM136 151H137V149H135ZM145 150H143V152H145ZM196 151H197V149H195ZM204 150V149H203ZM207 150V149H206ZM221 150V149H220ZM224 150V149H223ZM231 150H232V148H231ZM6 151V150H5ZM109 151H111V150H109ZM112 151L115 153V151L112 149ZM135 151V152H136ZM139 151H141V150H139ZM217 151V152H218ZM222 151V150H221ZM11 152V151H10ZM18 152V151H17ZM20 152V151H19ZM22 152V151H21ZM48 152V151H47ZM92 152V151H91ZM125 152V151H124ZM134 152V151H133ZM132 152V153H133ZM142 152V151H141ZM200 152V151H199ZM202 152H204V151H202ZM207 153L208 152H210V151H206ZM215 152H216V150H215ZM215 152H214V154H215ZM220 152V151H219ZM229 152V151H228ZM12 153V152H11ZM10 153V154H11ZM14 153H15V151H14ZM51 153V152H50ZM93 153V152H92ZM99 153V152H98ZM97 153V154H98ZM112 153V152H111ZM117 153V152H116ZM115 153V154H116ZM119 153V152H118ZM123 153V152H122ZM138 153V152H137ZM187 153V154H186ZM206 153V154H207ZM30 154V153H29ZM31 154H33L32 152H31ZM30 154V155H31ZM38 154V153H37ZM45 154V153H44ZM55 154V153H54ZM53 154V155H54ZM105 154V153H104ZM105 154V155H106ZM144 154V153H143ZM201 154H203V153H201ZM224 154H225V152H224ZM8 155V154H7ZM18 155V154H17ZM34 155V154H33ZM39 155H42V154H39ZM51 155V154H50ZM66 155V154H65ZM89 155V154H88ZM95 155H96V153H95ZM100 155H103L102 153L100 154ZM99 155V156H100ZM119 155V154H118ZM210 155V154H209ZM16 156V155H15ZM35 156V155H34ZM49 156V155H48ZM59 156V155H58ZM62 156V155H61ZM64 156V155H63ZM93 156V155H92ZM91 156V157H92ZM123 156V155H122ZM201 156V155H200ZM208 156V155H207ZM207 156H205V157H207ZM213 156H215V155H213ZM217 156V155H216ZM219 156V155H218ZM220 156H221V154H220ZM9 157V156H8ZM11 157V156H10ZM17 157V156H16ZM26 157V156H25ZM40 157V156H39ZM42 157V156H41ZM50 157V156H49ZM53 157V156H52ZM57 157V156H56ZM65 157V156H64ZM133 157V156H132ZM29 158V157H28ZM62 158V157H61ZM44 159V158H43ZM56 159V158H55ZM93 160H94V158H92ZM215 159V158H214ZM214 159H212V160H214ZM25 160H27V159H25ZM29 161L30 160H34V159H28ZM42 160V159H41ZM46 160V159H45ZM52 160V159H51ZM57 160V159H56ZM65 160V159H64ZM64 160L62 161V163L64 162ZM88 160V159H87ZM89 160H90V158H89ZM132 160V161H131ZM134 160V161H133ZM3 161V160H2ZM5 161V160H4ZM19 161V160H18ZM29 161H27L26 163H29ZM39 161V160H38ZM216 160H214V162H215ZM221 161V160H220ZM1 162V161H0ZM21 162V161H20ZM31 162V161H30ZM43 162V161H42ZM50 162V161H49ZM53 162V161H52ZM211 161H210V158H209V163H210ZM213 162V163H214ZM228 162V161H227ZM24 163V162H23ZM54 163V162H53ZM61 163V162H60ZM206 163V162H205ZM217 163V162H216ZM216 163H214V164H216ZM222 163V162H221ZM221 163H218L219 165H222ZM225 163V162H224ZM223 163V164H224ZM258 163V162H257ZM21 164V163H20ZM35 164V163H34ZM38 164V163H37ZM41 164V163H40ZM49 164V163H48ZM88 164V163H87ZM90 164V163H89ZM92 164V163H91ZM217 164V165H218ZM227 164V163H226ZM229 164V163H228ZM0 165H2V164H0ZM30 165H33L32 163L30 164ZM210 165V164H209ZM208 165V166H209ZM16 166V165H15ZM34 166V165H33ZM41 165H39V167H40ZM44 165H42V167H43ZM53 165H51V167H52ZM91 166V165H90ZM225 166V165H224ZM13 167V166H12ZM30 167V166H29ZM35 167H36V165H35ZM34 167V168H35ZM56 167V166H55ZM64 167V166H63ZM216 167H218V166H216ZM262 167V166H261ZM8 168H10V166L8 167ZM28 168V167H27ZM31 168H33V167H31ZM49 168V167H48ZM62 168V167H61ZM211 168V167H210ZM210 168H208V170L210 169ZM226 168V167H225ZM21 169V168H20ZM47 169V168H46ZM63 169V168H62ZM68 169V168H67ZM223 169V168H222ZM231 169H232V167H231ZM230 169V170H231ZM4 170V169H3ZM11 170V169H10ZM12 170L14 171V169L12 168ZM23 170V169H22ZM35 170V169H34ZM36 170H38V169H36ZM66 170V169H65ZM73 170V169H72ZM213 170V169H212ZM219 170V169H218ZM236 170V169H235ZM41 171V170H40ZM62 171V170H61ZM66 171H69V170H66ZM65 171V172H66ZM88 171V170H87ZM226 171V170H225ZM256 171V172H255ZM254 171V174L255 173H257V172H261V173H259V174H261L260 176H262V178H260L261 180H258L257 182L258 183H255V185L248 191V193H247V195H245L243 198H242V193H240L239 192V194H238V196H236L235 198H232L231 199V202H233V203H236V211H235V215L236 216H239V215H242L241 214V209L243 210L244 208H246L247 207V205H248V203H249V201H251V199H254V197L256 196V193L258 194V190H259V188L261 187V185L262 186H264V169H262V168H258V169H256ZM4 172V171H3ZM24 172H26V171H24ZM31 172V171H30ZM38 172V171H37ZM46 172V171H45ZM56 172H57V170H56ZM59 172V171H58ZM207 172V173H206ZM231 172H232V170H231ZM249 172V171H248ZM10 173V172H9ZM15 173H17V171L15 172ZM42 173H44V172H42ZM53 173V172H52ZM68 173V172H67ZM222 173V175H223V172H221ZM234 173V172H233ZM252 172H250V174H251ZM4 173H2V175H3ZM19 174V173H18ZM45 174H47V172L45 173ZM49 174L51 175V173L49 172ZM58 174V173H57ZM76 174H78V173H76ZM79 174H80V172H79ZM82 174V173H81ZM212 174H214V173H211V175ZM215 174L217 175V173H216V171H215ZM219 174V173H218ZM224 174H226V173H224ZM228 174V173H227ZM230 174V173H229ZM6 175V174H5ZM10 176L12 175V174H9ZM14 175V174H13ZM20 175H23L24 176V174H20ZM33 175V173H31L30 174V176H32ZM40 175V174H39ZM43 175V174H42ZM55 175H56V173H55ZM86 175V174H85ZM236 175V174H235ZM9 176V177H10ZM26 176V175H25ZM29 176V177H30ZM38 176V175H37ZM41 176V175H40ZM53 176V175H52ZM58 176V175H57ZM74 176V175H73ZM75 176H77V175H75ZM78 176H84V175H78ZM179 177V181H178V183L177 184H175V185H172V183L170 182L171 181V179L173 178V180L175 179L174 177ZM215 176V175H214ZM231 176V175H230ZM244 176H245V174H244ZM259 176V177H260ZM27 177V176H26ZM44 177V176H43ZM55 177V176H54ZM72 177V176H71ZM86 177V176H85ZM217 177V176H216ZM223 177V176H222ZM225 177V176H224ZM249 177H251V176H249ZM254 177V176H253ZM252 177V178H253ZM13 178V177H12ZM18 178H19V176H18ZM35 178V177H34ZM48 178V177H47ZM59 178V177H58ZM73 178V177H72ZM75 178H77V177H75ZM74 178V179H75ZM91 178V177H90ZM215 178V177H214ZM1 179V178H0ZM33 179V178H32ZM55 179H56V177H55ZM54 179V180H55ZM65 179V178H64ZM71 179V178H70ZM82 179V178H81ZM87 179V178H86ZM223 179V178H222ZM254 179V178H253ZM1 180H3V179H1ZM11 181L13 180V179H10ZM10 180L8 181V182H10ZM16 180V179H15ZM19 180H21V179H19ZM46 180V179H45ZM45 180H42V181H45ZM63 180V179H62ZM77 180V179H76ZM83 180V179H82ZM221 180V179H220ZM226 180H227V177H226ZM249 180V179H248ZM256 180V179H255ZM22 181H23V179H22ZM24 181H26V180H24ZM40 181H41V177H40ZM49 181H51V180H49ZM53 181V180H52ZM67 181V180H66ZM74 181V180H73ZM78 181H80V180H78ZM176 181H177V179H176ZM225 181V180H224ZM231 181V180H230ZM14 181H12V183H13ZM21 182V181H20ZM34 182V181H33ZM57 182H58V180H57ZM68 182V181H67ZM71 182H72V179H71ZM76 182V181H75ZM227 182V181H226ZM239 182V181H238ZM251 180H249V182H248V185L250 184L251 185ZM4 183H7V182H4ZM21 183H23V182H21ZM20 183V184H21ZM50 183V182H49ZM53 183V182H52ZM62 183V182H61ZM69 183V182H68ZM73 183V182H72ZM71 183V184H72ZM77 183V182H76ZM76 183H74V184H76ZM82 183H83V181H82ZM217 183H218V185L217 186H219L220 184H219V182L217 181ZM233 183V182H232ZM8 184V183H7ZM32 184H34V183H32ZM32 184H31V186H32ZM45 184V183H44ZM63 184H66V182L65 183H63ZM243 184V183H242ZM252 184H254V183H252ZM2 185V184H1ZM9 185V184H8ZM13 185V184H12ZM35 185H39V184H35ZM34 185V186H35ZM62 185V184H61ZM60 185V186H61ZM66 185H68V184H66ZM70 185V184H69ZM77 185V184H76ZM75 185V186H76ZM82 185V184H81ZM224 185V184H223ZM223 185L221 186V187H223ZM227 185H228V183H227ZM232 185V184H231ZM231 185H230V187H231ZM238 185V184H237ZM240 185V184H239ZM238 185V186H239ZM247 185V184H246ZM249 185V186H250ZM4 186V185H3ZM20 186V185H19ZM31 186H29V187H31ZM43 186V185H42ZM63 186V185H62ZM72 186H73V184H72ZM242 186V185H241ZM248 186V187H249ZM6 187V186H5ZM12 188H13V186H11ZM10 187V189L12 190V188ZM14 187L15 188H18V187H16L15 185H14ZM64 187V186H63ZM62 187V188H63ZM65 187H67V186H65ZM79 187V186H78ZM86 187H85V190H86ZM247 187V188H248ZM25 188V187H24ZM40 188V187H39ZM59 188V187H58ZM62 188H59V189H62ZM88 188H87V192H88V194H89V191H88ZM14 189V188H13ZM29 189H31V188H29ZM44 189V188H43ZM76 189V188H75ZM78 189V188H77ZM84 189V188H83ZM227 189V188H226ZM225 189V190H226ZM4 190V189H3ZM14 190H17V189H14ZM14 190H12V191H14ZM49 191H50V188L48 189ZM47 190V191H48ZM68 190V189H67ZM81 190V189H80ZM79 190V191H80ZM6 191H8V189H6ZM27 191V190H26ZM26 191H25V193H26ZM34 191V190H33ZM32 191V192H33ZM39 191V190H38ZM46 191V190H45ZM46 191V192H47ZM53 191V190H52ZM56 191V190H55ZM62 191V190H61ZM63 191H64V188H63ZM78 191V190H77ZM83 191V190H82ZM224 191V190H223ZM244 191V190H243ZM8 192H10V191H8ZM17 192V191H16ZM24 192V191H23ZM29 192V191H28ZM31 192V193H32ZM42 192V191H41ZM68 192V191H67ZM70 192V191H69ZM247 192V191H246ZM10 193H12V192H10ZM34 193H39V192H34ZM49 193V192H48ZM78 193V192H77ZM82 193V192H81ZM80 193V194H81ZM2 194H4V193H2ZM6 194H7V192H6ZM28 194V193H27ZM45 194V193H44ZM60 194V193H59ZM65 194V193H64ZM67 194H69V193H67ZM73 194V193H72ZM79 194V195H80ZM84 195H85V193H83ZM220 194V195H219ZM237 194V193H236ZM243 194H245V193H243ZM13 195H16V194H13ZM20 195H22V194H20ZM38 195H41V194H38ZM55 195V194H54ZM62 195V194H61ZM78 195V196H79ZM17 196V195H16ZM42 196V195H41ZM75 196H76V194H75ZM89 196V195H88ZM108 196V197H107ZM235 196V195H234ZM21 197V196H20ZM51 197V196H50ZM95 197H97V196H95ZM170 197H171V200H170ZM224 197V196H223ZM263 196H261V197H258L257 198V200L258 199H261ZM18 198V197H17ZM44 198H45V195H44ZM49 198V197H48ZM65 199H66V197H64ZM64 198H62V199H64ZM71 198H73V196L71 197ZM77 198V197H76ZM81 198H82V196H81ZM87 198H89V197H87ZM98 198V197H97ZM224 198H226V197H224ZM4 199V198H3ZM19 199H21V198H19ZM37 199H38V197H37ZM43 199V198H42ZM83 199V198H82ZM100 199V198H99ZM184 199H186L187 200V202H188V204H187V206L185 205V204H183L182 202H181V200H184ZM220 199V198H219ZM218 199V200H219ZM50 200V199H49ZM68 200V199H67ZM87 200V199H86ZM85 200V201H86ZM221 200V199H220ZM219 200V201H220ZM227 200V202H230V201H228V199H226ZM69 201V200H68ZM71 201V200H70ZM84 201V202H85ZM195 201H198V206H196L197 204H195L196 202ZM255 201V200H254ZM3 202V201H2ZM6 203L8 202V201H5ZM10 202V201H9ZM30 202V201H29ZM50 202V201H49ZM74 201H72V203H73ZM195 202V203H194ZM221 202V201H220ZM231 202H230V204H231ZM253 202V201H252ZM11 203V202H10ZM30 203H32V202H30ZM52 203V202H51ZM53 203H54V201H53ZM59 203H62V201L61 202H59ZM63 203H65V202H63ZM67 203V202H66ZM70 203V202H69ZM71 203V204H72ZM182 203V204H181ZM195 205H194V204ZM226 203V202H225ZM224 203V204H225ZM251 203V202H250ZM2 204V203H1ZM4 204V203H3ZM3 204H2V206H3ZM8 204V203H7ZM14 204V203H13ZM46 204V203H45ZM48 204V203H47ZM55 204V203H54ZM80 204V203H79ZM229 204V203H228ZM264 204V203H263ZM25 205V204H24ZM34 204L32 203V205L31 204H27L26 206H24L23 208H21V210H22V212H23V210L25 211L26 210V212L29 210L30 211V209L31 210H33V208H35L34 206H33ZM40 205V204H39ZM39 205H38V207H39ZM58 205V204H57ZM56 205V206H57ZM63 205V204H62ZM74 205V204H73ZM72 205V206H73ZM182 205V206H181ZM195 206V208L194 209H192L194 206ZM212 205V204H211ZM210 205V206H211ZM217 205H219V203L217 204ZM232 205V204H231ZM1 206V207H2ZM7 206V205H6ZM55 206V205H54ZM61 206V205H60ZM63 206H66V205H63ZM69 206H70V204H69ZM193 206V207H192ZM214 206H216L215 204H214ZM214 206H212L213 208H214ZM225 206H227V205H225ZM5 207V206H4ZM44 207H45V205H44ZM50 207V206H49ZM49 207L47 206V208L49 209ZM51 207H52V205H51ZM68 207V206H67ZM66 207V208H67ZM77 207V206H76ZM219 207V206H218ZM20 208V207H19ZM40 208V207H39ZM46 208V207H45ZM62 208V207H61ZM65 208V207H64ZM66 208H65V210H66ZM211 208V207H210ZM216 208V207H215ZM18 209V208H17ZM17 209L15 210V212L17 211ZM41 209H42V207H41ZM76 209V208H75ZM20 209H18V211H19ZM36 210H37V207H36ZM55 210H56V208H55ZM63 210V209H62ZM78 210V209H77ZM224 210V209H223ZM28 211V212H29ZM41 211V210H40ZM61 211V210H60ZM212 211V210H211ZM226 211H228V210H226ZM33 212V211H32ZM35 212H37V211H35ZM56 212V211H55ZM65 212V211H64ZM79 212V213H78ZM96 212H101L102 214H103V216L105 215L106 216V218L108 217L107 215H110V219L108 218V219H105V218H103V217H100V218H102L101 220H99V218L97 217V215H98V213H96ZM205 212V211H204ZM223 212H225V211H223ZM247 212V211H246ZM251 207H250V209L248 210V212H247V214H251ZM12 213H14L13 211L11 212V214ZM23 213H25V212H23ZM38 213V212H37ZM54 213V212H53ZM59 213V212H58ZM62 213V212H61ZM66 213V214H67ZM244 213V212H243ZM45 214V213H44ZM102 214H100V216L102 215ZM10 215V214H9ZM17 215H19V214H17ZM47 215V214H46ZM54 215H56V213L54 214ZM208 215V214H207ZM19 216H21V215H19ZM39 216V215H38ZM62 216V215H61ZM80 216V217H79ZM104 216V217H105ZM112 216V217H111ZM206 216V215H205ZM231 216H232V213H231ZM7 217V216H6ZM35 217H37V216H35ZM34 217V218H35ZM45 217V216H44ZM68 217V216H67ZM1 218V217H0ZM4 217H2V219H3ZM19 218V217H18ZM17 218V219H18ZM59 218V217H58ZM62 218V217H61ZM64 218V217H63ZM239 218V217H238ZM7 219V218H6ZM14 219V218H13ZM55 219V218H54ZM23 220V219H22ZM29 220V219H28ZM28 220H26V221H28ZM32 220V219H31ZM30 220V221H31ZM39 219H37V221H38ZM47 220V219H46ZM52 220V219H51ZM63 220V219H62ZM65 220H66V218H65ZM0 221H1V219H0ZM26 221H25V224H26ZM37 221H35V222H37ZM261 221V220H260ZM19 222V221H18ZM59 222V221H58ZM236 222V221H235ZM1 223V222H0ZM31 223H33V222H31ZM30 224V223H29ZM34 224V223H33ZM32 224V225H33ZM60 224V225H59ZM58 225L56 224L55 226H56V229H58L59 230V226H61V223H59ZM260 225L256 228V234H255V243H256V246L259 248V250H260V252H259V259H260V261L264 264V221L262 222V223H259ZM34 225H36V223L34 224ZM53 225V224H52ZM23 226V225H22ZM26 226V225H25ZM44 226V225H43ZM51 226V225H50ZM58 226V227H57ZM221 226V227H220ZM14 227V226H13ZM28 227V226H27ZM32 227H34V228H36V226H32ZM31 227V228H32ZM37 227H38V225H37ZM64 227V226H63ZM63 227H61V228H63ZM220 227V229H218ZM47 228V227H46ZM2 228H0V230H1ZM17 229V228H16ZM20 229V228H19ZM37 229V228H36ZM35 229V230H36ZM43 229V228H42ZM66 229V227H64V230ZM9 230H10V228H9ZM9 230H8V232H9ZM14 230V229H13ZM34 230V229H33ZM45 230V229H44ZM50 230V229H49ZM61 230V229H60ZM63 230V229H62ZM70 230V229H69ZM73 230V229H72ZM243 230V229H242ZM255 230V229H254ZM17 231V230H16ZM21 231H22V229H21ZM39 231V230H38ZM57 231V230H56ZM66 231H67V229H66ZM78 231V232H79ZM8 232H6V233H8ZM13 232V231H12ZM29 232V231H28ZM42 232V231H41ZM59 232V231H58ZM65 232V231H64ZM69 232V231H68ZM239 232H240V230H239ZM14 233V232H13ZM22 234H23V232H21ZM42 233H44V232H42ZM46 233V232H45ZM49 233V232H48ZM52 233H54V232H52ZM51 233V234H52ZM60 233H62V232H60ZM70 233H72V232H70ZM74 233H75V231H74ZM233 233V232H232ZM255 233V232H254ZM16 234H17V232H16ZM20 234V233H19ZM37 234V233H36ZM55 234H57V233H55ZM63 234V233H62ZM15 235V234H14ZM18 235V234H17ZM25 235V234H24ZM41 235H43V234H41ZM54 235V234H53ZM53 235H52V237H53ZM68 235V234H67ZM254 235V234H253ZM38 236V235H37ZM58 235H56V236H54V237H57ZM33 237H35V234H34V236ZM33 237H32V239H33ZM41 237V236H40ZM39 237V238H40ZM49 237H51V236H49ZM60 237V236H59ZM59 237L57 238L58 240H59ZM77 237V238H76ZM238 237V236H237ZM3 238V237H2ZM14 238H16V237H14ZM25 238V237H24ZM28 238V237H27ZM27 238H25L24 240H26ZM42 238V237H41ZM43 238H44V236H43ZM226 238V237H225ZM36 239V238H35ZM45 239V238H44ZM43 239V240H44ZM241 240H242V238H240ZM9 240V239H8ZM18 240V244L20 245H17V247L15 246V245H13L12 243H11V245L9 246L10 247V249H7V247H4V248H2L1 250H0V262L1 261H3V263L2 264H38V262H39V264H41L42 262V264H50L51 262H52V260L50 259V258H47L46 257V255L44 256L42 253L44 252V250H43V252L42 253H39L40 251H41V249H39L40 251L39 252H35V251H31L30 249L31 248H33L34 249V247H31L32 245H33V242L31 241V240H26V241H29V242H26V241H24V240H22L21 242L19 241V239H17ZM21 240V239H20ZM46 240V239H45ZM49 240V239H48ZM51 240V239H50ZM66 240V241H65ZM233 240V239H232ZM24 241V242H23ZM39 241V240H38ZM206 241H210V243H206ZM252 241V240H251ZM11 242V241H10ZM10 242H9V244H10ZM20 242V243H19ZM36 242V241H35ZM46 242H48V241H46ZM51 242V241H50ZM61 241H59V243H60ZM161 242V247L160 248H162L163 247V245L164 244H166L167 246H166V252L164 253V249H165V246H164V251L162 252L160 249V251L164 254H159L158 252L156 253L155 251L156 250H154V249H157V248H159L158 247V243H160ZM211 242L213 243V245L211 244ZM228 242V241H227ZM232 242V241H231ZM234 242V241H233ZM238 242V241H237ZM242 242V241H241ZM247 242V241H246ZM253 242V241H252ZM28 243V244H27ZM42 243V242H41ZM54 243H55V245L56 244H58V241L57 242H55V239H54ZM54 243H53V245H54ZM73 243V244H74ZM202 243H206V244H210L211 245V247L210 248H212L211 249V251L209 252H205V253H203L202 255L200 254V253H196V254H194V256H195V259L194 260H192V258H191V260H189V261H185V259L184 258H178L177 259V257H178V255H177V257H176V259L175 258H172V256L170 255V257L168 256L170 253L169 252H175V255L177 254L176 252H180V251H184V250H186V249H192L191 247H193V246H198V245H203ZM254 243V242H253ZM15 244V243H14ZM29 245V247H31V248H29L28 249V246L27 245ZM51 244V243H50ZM72 244V243H71ZM225 244H226V242H225ZM240 244V243H239ZM245 244V243H244ZM252 244V243H251ZM7 245H8V243H7ZM52 245V244H51ZM234 245V244H233ZM15 246V248H13V247ZM22 246V247H21ZM23 246H27V248H23ZM39 246V245H38ZM43 246H45V243H44V245ZM58 246H60V245H58ZM57 246V247H58ZM64 246H66V244L64 245ZM71 246H73V245H71ZM75 246V245H74ZM168 246H169V248H168ZM204 246V245H203ZM208 246V245H207ZM242 246V245H241ZM8 247V248H9ZM12 247V248H11ZM37 247V246H36ZM55 247V246H54ZM57 247H55V248H57ZM88 247H90V248H88ZM202 247V246H201ZM245 247V246H244ZM243 247V248H244ZM248 247V246H247ZM249 247H250V245H249ZM248 247V248H249ZM18 248V249H17ZM40 248V247H39ZM44 248V247H43ZM49 248V247H48ZM60 247H58V249H59ZM70 248V247H69ZM75 248V247H74ZM186 248V249H185ZM206 248V247H205ZM233 248V247H232ZM258 248H256V251H258L257 249ZM54 248H52V250H53ZM66 249H67V247H66ZM65 249V250H66ZM95 249V250H94ZM181 249H183V250H181ZM195 249V248H194ZM197 249V248H196ZM209 249V248H208ZM207 249V250H208ZM247 249V248H246ZM245 249V250H246ZM37 250V249H36ZM46 250V249H45ZM48 250V249H47ZM78 250V249H77ZM84 250V251H83ZM103 250V251H104ZM153 250H154V253H156V255L153 253ZM158 250V249H157ZM158 250V251H159ZM201 250H202V248H201ZM234 250V249H233ZM253 250H254V248H253ZM49 251V250H48ZM57 251V250H56ZM143 251V254H145V251H147L148 252V254H149V252H150V255L148 256L147 255V258H145V259H137V258H135L134 257V254H136V253H140V252H142ZM205 251H206V249H205ZM235 251V250H234ZM236 251H237V249H236ZM58 252V251H57ZM65 252V251H64ZM64 252H61V253H64ZM75 253L77 252V251H74ZM93 252V253H94ZM154 254V256H152V253ZM189 252H190V250H189ZM239 252V251H238ZM248 252H250L249 250H248ZM247 252V253H248ZM60 253V254H61ZM66 253H67V251H66ZM71 253V252H70ZM73 253V252H72ZM78 253H80V252H78ZM89 253H90V251H89ZM169 253V254H168ZM185 253V252H184ZM183 253V254H184ZM241 253V252H240ZM251 253H252V251H251ZM46 254V253H45ZM53 254V253H52ZM69 254V253H68ZM142 254V253H141ZM173 254V253H172ZM183 254H182V257H185V255H186V253L184 254V256H183ZM189 254V253H188ZM213 254H215L213 257H212V255ZM59 255V254H58ZM73 255V254H72ZM90 255H92L91 253H90ZM90 255H89V257H90ZM94 255V254H93ZM93 255H92V257H93ZM96 255V254H95ZM138 255V254H137ZM175 255H174V257H175ZM180 255V254H179ZM192 255H193V253H192ZM244 255V254H243ZM250 255V254H249ZM249 255H248V257H249ZM51 257H52V255H51ZM56 257H57V255H56ZM60 257H61V255H60ZM64 257H65V255H64ZM70 257H71V254H70ZM70 257H68V258H70ZM74 257H75V255H74ZM74 257H71V258H74ZM76 257L78 258L79 257V255L77 256V254H76ZM89 257H87V258H89ZM131 259H130V258ZM141 257H142V255H141ZM189 257H190V255H189ZM240 257H242V255H240ZM54 258V255H53V257H52V259ZM59 258V257H58ZM83 258H84V256H83ZM97 258H99L100 259V257H98V255H97ZM102 258H101V260H102ZM105 258V259H104ZM143 258V257H142ZM172 258V259H171ZM246 258V257H245ZM251 258V257H250ZM253 258H255V257H253ZM257 258V257H256ZM56 259V258H55ZM67 259V258H66ZM82 259V258H81ZM170 259V260H169ZM249 259V258H248ZM60 260V259H59ZM61 260H64L63 258L61 259ZM69 260V259H68ZM84 260V259H83ZM82 260V261H83ZM94 260V258L92 259V261ZM96 260V262H97V259H95ZM87 261H88V259H87ZM99 262H100V260H98ZM105 261H104V263H105ZM260 261H257V263H261ZM61 262V261H60ZM231 262V261H230ZM61 263H64V262H61ZM60 263V264H61ZM84 263H86V262H84ZM101 263V262H100ZM234 263V262H233ZM1 264V263H0ZM56 264V263H55ZM65 264H67V263H65ZM102 264H103V262H102ZM106 264V263H105ZM112 264V263H111ZM232 264V263H231ZM253 264V263H252Z\"/></svg>",
	"mask_w": 264,
	"mask_h": 264
}]
</instances>
